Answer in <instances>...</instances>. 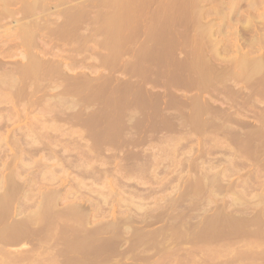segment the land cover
I'll return each instance as SVG.
<instances>
[{
	"label": "rangeland",
	"instance_id": "obj_1",
	"mask_svg": "<svg viewBox=\"0 0 264 264\" xmlns=\"http://www.w3.org/2000/svg\"><path fill=\"white\" fill-rule=\"evenodd\" d=\"M51 1H52V3L54 2L53 0H51ZM66 1L70 2L69 0H65V2ZM81 1H82V3H81ZM113 1L114 0H86V1L85 0H72V2L69 3V5H67L68 2H66L65 4L69 7L66 8L67 6L64 4L65 5L64 9H65V11H66V9H68L67 10V11H69L68 13L73 12L75 9L78 11L79 8L77 9V7H80V10H79L80 14L76 13L77 12L76 10H75L76 12L74 11V13L76 14V15L74 14L75 15L74 19H75V17H76V19L72 20L73 23L66 22V24H62L61 23L62 18L64 19L63 14H61V13L51 14L52 22H50V21L45 22L46 24L44 23L45 25H43L44 27L41 30L39 29L38 31H35L36 30L35 29L34 31L36 33L32 32L33 33L32 36H34V37L36 36V39H37V40H35L36 42H34V44H35L34 47H33V45H31V46L29 45V46H25V49H24V47H22L23 45L20 47L21 44L16 43L19 41L20 27L18 26V24L14 23V19L20 18L21 12L15 9L16 12H15V10L14 11L12 10L14 12L13 17L12 16H8V17L5 16L6 18L1 17L2 19L0 20V74H1L0 75V81H1V79L2 80L5 79L4 81H6V80H10L12 78H14V81L16 79L17 80L13 86H8L7 84L5 85L4 83L2 84V81L0 83V85L1 84L5 85V86L1 85L2 88H0V98H1V100H0V116H1L0 117V135L1 136L0 137L6 138L5 139L6 141L9 140V141H7L8 143L5 142L3 145V148L0 149V152H1L0 153V157H1L0 158V162H1L0 163V166H1L0 167L1 168L0 169V177L4 176L5 174L10 175V176L14 175L15 177L14 176L13 177L15 179L16 177L18 178V176H19L17 174H20L19 177L21 178L22 181L19 178L18 179L16 178V179L18 181L20 180L21 183L23 181H25L26 179L30 178L32 180L29 181L28 184L31 182V184H32L31 187L33 186L32 187L33 192L36 190V188H37V190H36L37 192L36 191L34 192L35 196L33 198H31L32 200L30 202H26L28 204L26 206H24L23 208L20 207L17 211L13 210V214H12V212H11V214L8 213L10 216H8V215L7 216L5 215L6 217L0 216V229L4 228L3 230H0V231L2 232L5 230V228L8 227V226L4 227L5 225L9 224L8 222H11L13 224L15 221L14 225H16V221H18V220L21 221L20 219L23 218L25 216V214H28V212L35 210V207L33 205H36V204L33 203V202H35L33 199L36 198L37 200L36 199L35 200L38 201L41 198V197L38 198V194L40 192H47L48 191L49 195H50V191L57 189V190H60V192L63 195V192H66V191H69L70 189H72L70 186L73 187V185H74L73 183L76 180V179L73 180V178H75V177L77 178V175L79 173H81V171H82V170H78V169H82L81 166L79 165V163L81 162V160L82 161L85 160V162H86V158H87L86 163H90V164L93 163L96 166H98L99 169L101 168L102 170L107 169L106 170L107 177L109 180L112 179L111 180L112 183L114 185H116L115 187H113L115 190L119 191V189H120L122 194L125 196L130 195L131 193L136 194L138 196H141V195L146 196L144 202H146L148 204V208L150 206L154 207V208H151V207L149 208V212L147 214V221L149 220V222H145L146 224L145 223L140 224L139 220L142 217L143 218L141 220H143L144 218H146V216H142L141 214H139V211H135L130 207L128 208L127 205L125 204V202H122V201L120 202L119 200H117L118 197L117 198L115 197L117 201H115V200L111 201V199H113V198H111L110 201L108 200L111 204L109 202L108 203L106 202V203H100L99 205L97 204V206H96L92 202L93 199H90V198H92V196L95 193H91V194H93V195H91V197H89L84 192H82V193H84L86 195L80 193V194H82V196L79 194L78 195L79 197H77V196L71 197L70 195H69V197H68V195L59 196L57 198V201L54 203H52V201L48 203V201L46 200L47 203L46 204L44 203L45 205L43 206V208H41L42 211H40L41 217L38 216L36 218V220L31 221V222L26 221L24 226H28V228L26 227L27 228L26 230L29 231V229H30L29 232L27 231V233H25L22 230V234L18 233L17 230L19 231L20 229H18L17 226H15V228L12 227L9 232H8V230H6L5 232H2V233L0 232V235H1V237H0V240H1L0 241V264H2V263L3 264H71L72 262H73L72 264H88V263L89 264H108V263L109 264H264V244L263 243L260 244L261 242L264 241V238H261L264 236V228H262V226H259L260 228L257 229L258 228L256 226L257 224L254 225V223H251L249 226V223L246 221L249 217H252L253 215H256V218L258 217L257 219H259V217H260V219L261 218L264 219L262 214H260L261 212L259 213V211H258L259 207H260V210L264 214V209H261L262 207H264V204H261L260 206H258L255 209L247 210L246 213L242 214V212H240L241 215H239V212H238V215H237V214H235L236 211L231 209V207L225 208L222 206L223 202L228 199V197H226L227 199L224 197L225 200L224 199L222 200L219 198V196L222 197L223 196L222 194H224V192L226 191L225 189L222 188V191H221L222 193H219V195L216 199L217 201H215L214 203H211L210 205H207L206 206L207 209L205 206H203L204 210H207L205 212H204V210H198V209L194 208L192 206V200H190V196L187 197L185 195L186 200H185V198H183L182 200H184V201L183 202H182V200L180 201L181 205L177 202L180 206H178V204L175 203V205H177V207H175L174 205L173 206L171 205L168 208H166V210L168 209V211L170 212L169 213L166 211L169 215L162 214L160 216V218H158V219L156 218V220L153 219L156 216V214H159V212L162 211L161 207L158 208L155 206L154 201L156 200L157 196H158V198H160V197H164V198L165 197L166 198L174 197V198H176V197H178L177 194L183 192L186 187H187L186 188L187 193L190 192L191 194L194 195V200H197V198L199 197L200 191H202V193L200 192L202 196L205 195L206 190L204 188H206V187H203V182H202V179L200 178L201 177L200 174H202V171H204V169H206L208 166L211 168V170L213 172L217 171V169L219 171H221V169H222V171H224V172L227 171L226 173H228V172L232 173V174L228 173L230 180H229V177L227 179L229 180V183H231L233 181L232 183L235 184L234 189H236V191H238L239 189H242V188H246V186H242L243 184H245V185H247V187L251 186V188L248 189V191H250V192H252L251 190H253L254 187H255V189L253 190V192H255L257 190H259V191H257L258 193L264 192V145H263L264 138L259 137L260 135H258V136L255 135V133L257 134L258 130L256 129V131H255L254 128L257 127L256 125H259V124H258V122H255L256 120H254V118L252 117L253 115H251L252 112L254 113L255 111L259 110V107L264 105V102L255 101L256 99H258L257 96L254 97L255 98L254 103L252 101L253 99L252 100L248 99L247 101L246 100L243 101L244 99H246L245 97H243V100H241L242 98H239L240 96L238 98H236L237 95L234 96L232 93H228V96H227L226 92L228 90L225 91V94H226L227 98L230 95L231 99L228 98V100H227L226 96L224 97V95H225L224 92H221V91H224L226 89H223L224 86L222 87L221 84L212 82L213 83L212 85L214 87L212 85H210L209 88L206 89L207 90L206 91V90L202 89L201 87L198 89L197 86H193L194 80H191V79H194L193 76H195V74L201 73L202 70L207 67L208 64H206V66H205L204 63H206V62L209 63L210 61H211L210 62L211 64L213 62L215 65H218L219 63L220 64L224 63V61L221 60L222 61L221 62L220 59L216 58L217 60H215V58H212L214 56L211 55L210 48L208 47V46H211V43H209L210 41L208 42V38H207L206 34L205 33L203 34V32H200L203 29L206 30V28H203V27H206V26L210 27L212 24V20L214 23L211 26L212 32L214 35L213 38L215 37V41H217L219 51L221 53L219 55V57L220 56L222 57V54H223L222 58L235 59L233 61L236 62V58H234L236 56L232 55V53H234L235 55H237V53H238L237 48H236V43L237 44L239 43L240 45L243 46V49H242L243 52H245V50H246V52H248V54L251 53V55H248L249 57H252L253 54H254V56L256 54H258L260 56H262V55L264 56V48H263L264 39L261 38L262 37L261 35H263V37H264V32H263L264 31V18H263L264 17V13H263L264 12V7H263L264 0H261V1L260 0H248V1L247 0H237V1L236 0H229V1L228 0H218V1L217 0H201V1H199V0H196V1L195 0H126L125 4L129 5V6H127V8L125 10L123 9L124 12L126 11L125 12L126 14L124 12L121 14L122 11L121 10L119 11V9L116 8V5H114L116 3L115 2L116 0L114 1L115 3H113ZM121 1H123V0H121ZM193 1H194V3H193ZM78 2H79V4L80 3L82 4L83 8L79 4H77ZM259 2L262 3L263 5L260 4ZM18 3H16V4H18ZM97 4L100 7L97 6ZM111 4H113L114 7ZM194 4L195 5L198 4V5L195 7ZM14 5H11V6L13 7ZM19 5H21V3L18 4V6ZM60 5L61 6H58V7L59 8L61 7V9H62L64 5L63 4H60ZM75 5H79V6H75ZM104 5H106V6H104ZM108 5L109 6L111 5L110 8ZM18 6L15 5L14 8H16ZM51 6H52V4H51ZM70 6H72L73 9ZM101 6H103V7H101ZM12 7H10V8L12 9ZM131 7H133V8H131ZM248 7L250 8V10ZM51 8H53V6ZM69 8H70V10H69ZM71 9H72V11H71ZM40 11L41 10H37V12H40ZM195 11L197 14H200V15H197L195 13ZM135 12H137V13H135ZM191 12H193V13H191ZM198 12H200V13H198ZM71 14H73V13H71ZM181 14H182V16H181ZM186 15H187V17H186ZM183 16H184V20L182 18ZM120 17H121V19L123 18L122 22L126 19V21H124L122 23V26L125 23H126L125 24L126 26L119 28L121 32L119 31L118 27L115 24L120 19ZM192 17H194V18H192ZM259 17H261V18L259 19ZM115 18L116 19L118 18L117 21ZM121 19H120V21H121ZM187 19H189V20H187ZM191 19H193V21L195 20L196 22L194 21V23H191V22H193V21H191ZM198 19H200V21ZM234 20L237 22H234ZM107 21H109V22H107ZM132 21H135L134 22L135 24ZM164 21H166V23ZM183 21H185L186 23ZM189 21H191V22H189ZM201 21H203V22H201ZM228 21H229V23H228ZM242 21H243V23H242ZM244 21H245V24H244ZM261 21H262V23H261ZM49 22L52 23L51 24L52 26L50 25ZM54 22H56V24H54ZM233 22H234V24H233ZM9 23L12 25L9 26ZM150 23H152L154 26ZM159 23H161V25ZM195 23H199V25L201 27L198 24H196V26H194ZM149 24L152 26H150ZM55 25L57 26V28ZM147 25H149V26H147ZM3 26L6 29H4ZM160 26L163 30L161 28H159ZM54 27H55V30H54ZM208 27H207V29L211 30V28H208ZM249 27H251V28H249ZM106 28H108V29H106ZM233 28H235L237 30L238 36H235L236 30ZM198 29H201V30L198 31ZM75 30L78 31V33L75 32ZM17 31H19V32H17ZM233 31L235 34L233 33ZM65 32H66V34H65ZM191 32H193L194 34ZM158 33H159V35L160 34H162V35L159 36ZM215 33H216V35H215ZM255 33H257V34H255ZM260 33H262V34H260ZM1 34H3V35H1ZM62 34H63V36H62ZM78 34L80 37L81 36L82 37L80 38L78 36ZM92 34H94L93 37H92ZM113 34H115V35L113 36ZM43 35H44V38H43ZM55 35H57V36H55ZM257 35L258 36L260 35V37L257 38L258 40L255 38V37H258ZM85 36L87 39H85ZM222 36H224V37H222ZM47 37H49V38H47ZM51 37L53 40L51 39ZM160 37H161V39H160ZM83 38L85 39V41ZM113 38L116 39L115 42H114ZM194 38H196V39L194 40ZM60 39H62V42ZM12 40H13V42H12ZM47 40H49V41H47ZM50 40H52V41H50ZM58 40H60V41H58ZM71 40H73V41H71ZM244 41H245V43H244ZM249 41L251 43H249ZM243 43H244V45H243ZM12 44H14V45H12ZM57 44H59V45L57 46ZM205 44H207V45L205 46ZM251 44H253V46L255 47L254 49L258 50V51H255L253 49V47L250 48L252 46ZM262 44H263V46H262ZM231 45H234V46L231 47ZM240 45H237V47ZM48 46H50V51H49ZM59 46H60V48H59ZM51 47H53L54 49ZM67 47L69 49L70 48L71 49L69 50ZM75 47H76V49H73ZM78 47H79V49H78ZM11 48H12V50H10ZM40 48H41V50H40ZM45 48H47V49H45ZM250 50H251V52H250ZM41 51H43V53ZM202 51H203V53H202ZM6 52H7V56H6V54H4ZM22 53H23V55H22ZM8 54H9V56H8ZM204 54L208 55V56H206L207 58L204 57ZM185 55L187 56V58L185 57ZM33 56H35V61H37V62L41 61V62H40V64L38 63L39 65H37L38 67L35 70H33V69L29 70V67H28V69H26V71H24V74H25L24 75L23 72H21L25 69L24 63L28 64L29 61L30 62L32 60L34 61ZM257 56H255V57H257ZM183 57L185 58L184 60H183ZM72 58H74V60ZM205 58H206V60H205ZM199 61H201L202 63L205 61L203 63L204 65ZM51 62H53V63L55 62L56 65H55V63L53 64ZM16 63H18L17 66H16ZM194 63H197V65L195 64V66H196L195 69L198 68L199 65L200 66L203 65L204 68L201 66V71L199 70L200 67H199V69H196V71H195V69H193ZM20 65H22V67ZM191 65H193V66H191ZM23 66H24V69L22 70ZM56 67H58V68H56ZM186 67H188V68H186ZM211 67L212 66H210L209 68H211ZM11 68L15 69V70L13 71ZM59 69H61L62 72ZM231 69H232L231 71H233V72H235L234 70L238 71V68H235V67H232ZM27 70H29V71L27 72ZM52 70H54V71H52ZM197 70H199V72ZM19 71L22 73V76L20 75ZM34 71H35V73H34ZM203 71L207 72V74L209 72L212 73L211 69L210 70L206 69ZM57 72L59 75L57 74ZM32 73H34V76ZM62 73H64V77L62 76L63 75ZM182 73H184L185 75L184 74L182 75ZM191 73H193L194 75H191ZM202 73H204V72H202ZM76 74H77V76H76ZM250 74H252V73L250 72ZM256 74L258 75L260 73L256 72ZM252 75H254V73ZM60 76L63 78H61ZM65 76H66V78H69L71 76L69 78V80L72 79V77L74 79L69 81L68 79L65 78ZM190 76H191V79H190ZM258 76H257L258 81H259L258 84H262L263 83V80H261L262 77H261V75H258ZM58 77H59V79L57 80ZM255 78L256 77L253 76V80H255ZM19 79L20 80L22 79V80L20 81ZM60 79H62V80H60ZM63 79L64 80L66 79V80L64 81ZM179 79L181 81H179ZM86 80L90 83H88ZM173 80H174V82H172ZM72 81L76 82L77 85L80 84L81 82L82 83L80 84V87H79V85L78 86L75 85L76 83H74ZM85 81H86V83L84 84ZM252 81H251V83H254L257 80L254 82H252ZM68 82L71 85L72 84L74 85V86L70 85V88L72 89V87H73L75 92H74V90L72 91V90H70V88L67 87V86H69ZM45 83H46V85H45ZM65 83H68V84L65 85ZM87 83L90 85H88ZM186 83H187V85H186ZM228 83L230 84L229 81H228ZM19 84H20V86H19ZM53 84L55 87L53 86ZM60 84L63 88L59 86ZM179 84H180V86H178ZM63 85L66 87L64 88ZM217 85L221 86V87L217 88ZM253 85L254 84H251V86H249V87H253ZM24 86H26V87L24 88ZM46 86H47V88H46ZM57 86H59L62 90ZM191 86H193V87H191ZM199 86H201V85H199ZM231 86H232V88L236 89L237 87L239 88L240 86H242V84L239 82H238V84H236V82L234 81ZM210 87H212L214 90ZM249 87L244 86L242 89L244 92L245 91L250 92L251 89ZM255 87H257V89H259V90L262 88V87H260V85L255 86ZM57 88H58V90H57ZM220 88H222V89H220ZM247 88H249V89H247ZM63 89H64V91H63ZM68 89L70 90V92ZM211 89L214 91V94L211 91ZM27 90H28V92H27ZM24 91H26L27 94ZM56 91H58V92H56ZM67 91H68V93H67ZM71 91H72V93H71ZM76 92H77V94H76ZM201 92H203V93H201ZM209 92H210V94H209ZM211 92H212V94H211ZM63 93L66 95H61ZM69 93H70V95H69ZM13 94H15V95L13 96ZM53 94L55 97L53 96ZM93 94H95V95H93ZM107 94H108V96H107ZM6 95H7V98H6ZM32 95H33V97H32ZM80 95L83 97H81ZM23 96L26 99H24ZM87 96H88V98H87ZM194 96H196V97H194ZM200 96H201V98L199 100H201V101L196 99L197 97L199 98ZM210 96H212L213 98ZM52 97H54V98H52ZM66 98L68 99V101ZM89 98H90V100H89ZM40 99H42V100H40ZM2 100H4V101H2ZM14 100L16 101V103ZM49 100L52 103L49 102ZM111 100H112V102H111ZM205 100L208 101L207 103H209V105L216 106L218 108V110L217 109L216 110L215 109L214 110L208 109V111L205 113V115L204 114L202 115L200 113V111L198 110L200 105L195 106L194 103H195V101H197L196 102L197 104L196 103L195 104L198 105L201 102H206ZM224 100L228 103H226ZM233 100H234V102H237V103L232 102ZM29 101H31L32 105L30 104ZM36 101H38V102H36ZM66 101L68 103H66ZM87 101H88V104H87ZM114 101H116V102H114ZM23 102H25V103H23ZM76 102H78V103H76ZM229 103L230 104L234 103L236 106H240V104H242L244 107L248 108V111L246 109V110H244L245 113L242 112L243 114H245L247 116L242 114V116H240V117H241V119L243 117V120H245L247 122L249 121V124H251V126L249 125L248 127H245L246 129L241 127V126H238V125H236V126L234 125L235 127L234 126L233 127L234 128L238 127L240 133L246 132L247 136H249L250 138L247 137L244 140V138L246 136L245 134H244L245 136H242V137H244L243 138L244 142H243L241 137L238 138V140L231 139L230 137L226 138V137H224L226 134L222 133V130L218 127V125H216V126L214 125L215 128H213V129L218 128V129H216V131L220 135L217 134L216 136L219 138V140L221 139V143H220L221 147H220V144L218 143L219 144L218 145L216 142L217 138L214 139L215 138L214 134L216 133V131L214 130L215 133L212 132V130H213L212 127H214L212 125H210L208 127H210L209 129H211V132L213 134L210 132L208 127L205 130H203L202 132L199 130H196V131L191 132L193 134H190V133L188 134V129H190V127L195 126L194 128L198 127L197 129H199V127L202 128V126H204L203 123H201L202 125L201 124L197 125V123H195V122H190L192 120L191 117L201 116V118H205L208 115V113L212 114L213 112H215V114L213 113L214 115L212 114L213 116H215V115L217 116V114L222 115L221 109L228 108ZM238 103H239V105H238ZM52 104H53V106H52ZM234 104L230 105V107L233 109V110L232 109H230V110L233 112H236L235 111L236 108H235ZM35 106H36V109H34ZM194 106L196 107L197 111L194 110L195 109ZM19 107H21V108H19ZM52 107H54V108H52ZM39 108H41V109H39ZM112 108H114V109L112 110ZM67 110L69 111V113ZM78 110H79V112H78ZM191 110H193V111H191ZM219 110H220V112H219ZM55 111H56V113H55ZM116 111L118 114L116 113ZM163 111H165L164 114H163ZM175 112H176V114H175ZM75 113L77 116L75 115ZM2 114H3V116H2ZM31 114H33V115L31 116ZM46 114L48 117H46ZM116 114H117V116H116ZM162 114L168 115L167 116L168 120L174 121V122H176L175 124H178L177 129H175L177 125L174 127V129H175L174 131L172 129V131H171L172 134H171V132H168L167 130H165V128H162V125L164 124L165 119H166L165 117L161 116ZM94 115H96V116H94ZM175 115L177 116V118H174L172 120L170 117H172V116L175 117ZM120 116H121V118H120ZM29 117H30V119H29ZM50 117L54 118V120L51 119ZM180 117H182L181 120L184 122V124L183 123H181V125L179 124L178 118H180ZM96 119H97V121H96ZM109 121H111L112 124ZM162 121H164V122H162ZM45 123H48L49 125H46ZM150 123H152V124H150ZM194 123L196 125H194ZM198 123H199V121H198ZM28 124H30V125L32 124V125L30 126ZM42 124H43V127H42ZM57 124H62V126L60 125V127H59V125H57ZM63 124H64V126H63ZM182 124L185 127L182 126ZM252 124L255 126H253ZM33 125L36 128V130L34 127H32ZM53 127H55V128L53 129ZM62 127L65 129V131ZM131 127H133V128H131ZM31 128H33V130ZM204 128L205 127H203L202 129H204ZM24 129H25V131H24ZM219 129L221 130L220 132H218ZM238 129H236V130L238 131ZM176 130H177V132H179L178 130H181L180 131L181 134L176 133ZM184 130H186L187 132ZM35 131H36V133H34ZM52 131H54V132H52ZM205 131H207V132H205ZM32 132H33V135H31ZM37 132L39 133V135ZM9 133H10V135H8ZM250 133H252V134H250ZM153 134L156 135V137ZM170 134L173 137L177 138L178 140L175 138H174L175 140H173V138ZM182 134H183V136H182ZM210 134H211V136H210ZM7 135L10 136V138ZM168 135H170V137ZM185 135H187V136H185ZM222 135H224V136H222ZM31 136L34 139H32ZM53 136H54V138H53ZM152 136H153V138H149ZM213 136H214V138H213ZM166 137H168V140H166L167 139ZM186 137H188L189 140L186 139ZM221 137H223V138H221ZM171 138H172V141H171ZM212 138H213V140H215V142H213ZM26 139H28V140H26ZM205 139H206V141H205ZM143 140H145V141H143ZM179 140H181V142H178ZM224 140H226V141H224ZM228 140H230V141L232 140V142L234 141L235 144L237 145V147L239 146V148H237L238 152H236L234 150L236 148L235 147L236 145L234 144V146H233L232 142L230 143V141H228ZM251 140H255V142L252 141V143L257 144V142H261L262 144L258 143L260 145L255 144V146H254V144L251 143ZM208 141H209V143H208ZM225 142L227 144L230 143V145H227ZM248 142H250L252 145ZM173 143L175 144V146L173 145ZM238 143H240V145H238ZM242 143H243L244 147L246 146L245 147L246 149L244 147L240 148L242 146ZM164 144H166V145H164ZM212 144H213V147H212ZM225 144L227 146L226 148H224ZM156 145H158V146H156ZM161 145L162 146L164 145V146L162 147ZM209 145H210V148H208ZM222 145H224V147ZM248 145L250 147L251 146L252 147L250 148ZM229 146L234 148L233 149L234 151H232V153H230V154L228 153L229 152V149H228ZM222 147H223V150H222ZM212 148H214V149L212 150ZM2 149H3V151H2ZM37 149H39V151ZM160 149H161V151H160ZM184 149H185V151H184ZM200 149H201V151H200ZM158 150L160 151V153ZM203 151H205V152H203ZM256 151H258L257 153H259V151H260V153L257 154ZM31 152H34V154H32ZM193 152H195V153H193ZM55 153H57V154H55ZM68 153H69V155H67ZM96 153H98V154H96ZM238 155H239V157H238ZM5 156L8 157L7 158L8 160L6 159ZM144 156H146V157H144ZM227 158H228V160L229 159L230 160L228 161ZM242 158L244 160H241ZM251 158L253 159V161L251 160ZM248 159H249V161H248ZM57 160H58V162H56ZM60 160H61V162H60ZM68 160H69V162H67ZM146 161H148V162H146ZM152 161H153V163H152ZM4 162H5V164H4ZM150 162H151V164H149ZM12 163H13V165H12ZM17 163H19V164H17ZM45 163H46V165H45ZM73 163H75L76 165L74 164V166H72ZM178 163H179V166H178ZM228 164H230V165H228ZM17 165L20 166V168H22V169H20ZM23 165L25 167L26 166L27 167L25 168ZM68 165H69V167H67ZM174 165L176 166V168ZM44 167L46 168L45 171L47 173L42 172V170L45 169ZM47 167H48V169H47ZM156 167L158 168V171H159V173H158L159 177L162 176V177L166 178V180H163V181H165L164 184H166L164 186L159 182H156V181L154 182V180H153L154 178L151 176V175H153V171L155 172L154 168L157 169ZM201 167L204 169H202ZM213 167H215L216 170L212 169ZM24 168L26 170L25 172H24ZM41 168H44V169H41ZM11 169H12V171H11ZM63 169H65V171ZM201 169H202V171H201ZM151 170H153V171L151 172ZM197 170H198V172H197ZM40 172L44 173L43 175H45V176L40 174ZM199 172H200V174H199ZM204 172H207V170H205ZM110 173H111V176H110ZM137 173H138V176H137ZM150 173H152V174H150ZM1 174H3V175H1ZM39 174L42 175L43 178L48 177V179L46 180V178H44L45 180H42V178L39 177ZM120 174H122V175H120ZM183 174H185V175L183 176ZM79 175H80L81 179L86 178L87 180H84V181H86V182L89 181L88 182L89 184L93 180V177H91L92 174L89 175V173H85V175L83 174L84 175L83 178H82V174H79ZM79 175H78V177H79ZM174 175H175V177H174ZM178 175L179 176L182 175L184 178L181 176V178L178 179V177H179ZM258 175H260V176H258ZM185 176H188V177H185ZM149 177H150L151 181L149 180ZM121 178H122V180H121ZM176 178H177V180H176ZM186 178L189 180H187ZM133 179L136 181L133 182ZM245 179L247 180V182ZM258 179H260V180L258 181ZM179 180H180V183H179ZM193 180H196V181L193 182ZM237 180L240 183L237 182ZM26 181H28V180H26ZM140 181H143L144 184L141 185L142 182H140ZM46 182H47V184H46ZM69 182H70V184H69ZM152 182L154 183V185H152L153 184ZM243 182H245V183H243ZM167 183H168V185H167ZM176 183L181 185L180 189H178V192H175V194H173V192L170 193L171 191L175 190V189L173 190V185ZM222 183L225 184V182H222ZM258 183H260V184L258 185ZM9 184H8V187L10 186ZM13 184L14 183H12V185ZM123 185H124V189H123ZM0 186H2V185H0ZM28 186H30V185H28ZM170 186H172V187L170 188ZM183 186H185V187H183ZM188 186H190V187H188ZM252 186H253V188H252ZM262 188H263V191H262ZM32 189H30V190H32ZM3 190H4L3 186L0 187V191H1L0 193H2ZM81 190H83V189H81ZM122 190H124V193ZM105 191H106L105 193L108 194L107 192L109 190L105 189ZM240 191H242V190H240ZM168 192L171 194V196L169 195ZM197 192H198V195H197ZM194 193H196V194H194ZM147 194H149V195H147ZM155 195H156V198L155 197L153 198V196H155ZM81 197L84 198V200ZM119 197H122V196H119ZM18 198L20 199V201L18 200V202L23 201V198H21V196L17 195V199ZM149 198L151 201H149ZM14 199H16V198H14ZM14 199H13V201H14ZM28 200H30V199H27L26 201H28ZM87 201H89L91 204ZM219 201H221L222 203H220ZM15 203H17L16 200H15ZM15 203H13V205H16ZM35 203H37V202H35ZM47 204L51 205L52 207L50 208V206L49 205L47 206ZM73 204H74V206H76V204H77V206L79 205V207L83 205L82 207L85 208V210L81 207L84 210L82 215L86 216L87 214H89L87 216V218L83 216L84 217V219H83V217L80 214L81 213L80 211L78 213L80 215L77 216L78 214L76 211H74L75 209L72 211V209L70 208L73 206ZM108 204L111 206H109ZM185 205L188 206V208L190 207L189 209H190V212H193L192 214L189 213V210H187L188 208ZM30 206L33 209H31ZM104 206H106L107 209ZM214 206H216V207L218 206L216 210L214 209V208H216ZM171 207H173V208H171ZM156 208H158L159 210ZM208 208L209 209L211 208L212 210L211 209L209 210ZM223 208H225V210H222ZM52 209H54V210H52ZM92 209H93V211H92ZM94 209L95 210L97 209V210L95 211ZM172 209H174V210H172ZM183 209H185V212ZM101 210H103V211H101ZM152 210H153V212H152ZM217 210H219V213H218L219 218L217 217L218 220L219 219L223 220L224 218L226 219L225 214H229L228 213L229 211H234V212H232L234 214V216H232V218L235 219L236 221L233 219L232 220H233V222L235 221V224L239 227L241 224V227H240L241 229L238 227L239 229L236 230L237 228H235V230H236L235 231L236 234H235V232H233L234 230H231L232 232L230 230H228L229 228H227L225 230L226 225H224L223 229L220 228L218 230V232L221 230L218 233V236H220L219 237L220 240L217 238V236H216L217 241L215 239L216 242L219 241L218 243H216L214 240L212 241L210 239H209L210 240L209 242L208 241L206 242V240H207L206 237L211 236L208 229H207V231L202 229L203 230V232H202L201 229L200 230L195 229V231H194V228L193 229L189 228L187 233H185L186 231H184V233L183 232L180 233V231H182V230H180V231L178 230V231H176V233L173 232V230H176L175 228L178 229L180 223L182 222V219H183L184 223L185 222L187 223V225H189L188 222H191V221H192L191 223H194V221H195V223L198 222L196 220H198V217L200 218V216H202L203 221H206L204 219L209 220V219L213 218V215L216 216L215 211H217ZM221 210H222V212H221ZM255 210L258 212L256 213ZM69 211H71V213ZM86 211H88V213H86ZM249 211H250V213H249ZM14 212L15 213L18 212V214H15ZM64 212L66 214H64ZM151 212H152L153 216L151 215ZM173 212H174V214H172ZM182 212H184V213H182ZM200 212L202 213V215ZM40 214H38V215H40ZM149 214H150V216H149ZM188 214L191 216H189ZM230 214H231V212H230ZM68 215H70V216H68ZM163 215H164V217H163ZM210 216H211V218H210ZM221 216L224 218L221 219L220 218ZM237 216H239V218ZM203 217H206V218H203ZM235 217H237L238 219H236ZM240 217H242V218H240ZM127 218L131 219V224H129L130 226L124 228L121 223H122V220L125 222ZM167 218H168V220H167ZM6 219H8V220H6ZM165 219L168 222L171 221L170 223H167V226L165 224V222H167ZM172 219H174L175 221ZM243 219H245V220H243ZM60 221H62V222H60ZM238 221H239V225H238ZM245 221H246V224H245ZM78 222H81V223H78ZM85 223H87L86 226L90 230L85 229V227L83 226ZM242 223H244V224L242 225ZM247 223H248V226H246ZM29 224L31 225V227ZM114 224H116L115 225L116 227L114 226ZM117 224L119 227L117 226ZM164 224L166 227H168L170 225H172V227L175 225L178 226V227L173 228L172 232H170L171 231L170 229L168 230V233L169 232L174 233V235H173V239L169 240V242H167L165 244L162 243V241H161L162 240L161 235H162L163 231H164L163 233H165L167 231V229L170 227H168L166 230L164 229L163 231H161V230L158 231V229L160 227H163ZM79 225H81V227ZM181 225H182V223H181ZM9 226H10V224H9ZM101 226H103V227H101ZM141 226H143V229H144V232H142V233L139 232V227H141ZM82 227H84L85 231ZM129 227H131V228H129ZM220 227H222V226H220ZM246 227H247V229H249V227H250V229L247 230ZM31 228L34 231H32ZM120 228L121 229L123 228L124 230L123 229L121 230ZM251 228L254 231L251 230ZM261 228H262V230H261ZM118 229H120L122 232H119L120 230H118ZM245 229L247 231H245ZM190 230H193V231H190ZM227 230H228V232H227ZM242 230H244L245 232ZM31 231H32V233H31ZM86 231H87V233H86ZM252 231H253V233H252ZM255 231H257V232H255ZM262 231H263V233H262ZM10 232H11V234H10ZM205 232H207V234ZM214 232H215V230H214ZM250 232L253 235H250L251 234ZM156 233H157V235H156ZM192 233H195V234H193L194 237H193ZM203 233H205V234H203ZM208 233H209V235H208ZM220 233H222V234H220ZM227 233H230V234L234 233L233 234V235H235L234 238L232 237V234H231V236H229ZM7 234H9V235H7ZM49 234L52 236L50 237ZM184 234L187 237L184 236ZM196 234L198 235V237L200 236L198 240H196L198 238ZM202 234H203V236H202ZM224 234H226V235H224ZM255 234L257 237L255 236ZM10 235H11V237H10ZM180 235H181V237H180ZM205 235H207V236L205 237ZM239 235H241V236H239ZM227 236H229L231 238L229 239V238H227ZM258 236L259 237L261 236V237L259 238ZM158 237H160V238H158ZM201 237L202 238L205 237V239L203 238L204 241L202 240ZM222 237H223V240H222ZM71 238H73V239H71ZM90 238L93 240V242H90L91 241ZM187 238H190L191 240L190 239L188 240ZM193 238L195 240H193ZM107 239H108V241H106ZM185 239H186V241H185ZM224 240H226V241H224ZM246 240H248V241H246ZM159 241H161V242H159ZM188 241H191V242H188ZM196 241H197V243H195ZM251 241H254V242H251ZM256 241H257V243H256ZM43 242H45L44 243L45 245L42 244ZM81 242L82 243L84 242L85 244L83 243V245H81L82 244ZM211 242H213V243L211 244ZM222 242H224V243H222ZM225 242H227V244ZM258 242H259V244H258ZM190 243L194 244L193 246L195 248L191 247ZM251 243L257 244L258 246L257 245L254 246L253 244L251 245ZM86 244H87V246H86ZM221 244H222V246H221ZM47 245H49V247H47ZM232 245H234L233 247L235 249H233ZM72 246L75 248H73ZM77 246H78V248H77ZM166 246H168V247H166ZM184 246L187 247V253H185L186 248H183ZM88 247H90V248H88ZM179 247H181V248H179ZM82 248L84 250H82ZM160 248H162V249H160ZM191 248H193L194 250ZM202 248H203V250H201ZM214 248L215 249L217 248L218 250H215ZM196 249H198V250H196ZM15 250H16V252H15ZM76 250H78V251H76ZM163 250H164V252H163ZM172 250H173V253H172ZM191 250H193L194 252ZM220 250H222L223 252H221ZM12 251H14V252H12ZM71 251H72V253H71ZM196 251H198V252H196ZM190 252H193V253H190ZM218 252H220L221 254ZM80 253H82V254H80ZM174 253H176V254H174ZM178 253H180L182 255H180ZM171 254H173V255H171ZM191 254H193V255H191ZM251 254L254 256H252ZM56 255H57V257H56ZM67 255L69 257H67ZM217 255H219V256H217ZM221 255H224V256H221ZM226 255H228V256H226ZM83 256H84V258H82ZM197 256H198V258H197ZM201 256H202V258H201ZM92 257L94 259H92ZM78 258H80V259H78ZM190 259L193 260L194 262L191 261ZM229 259H231V260H229ZM6 260H7V262H6ZM86 262H88V263H86ZM90 262H92V263H90Z\"/></svg>",
	"mask_w": 264,
	"mask_h": 264
},
{
	"label": "bare ground",
	"instance_id": "obj_2",
	"mask_svg": "<svg viewBox=\"0 0 264 264\" xmlns=\"http://www.w3.org/2000/svg\"><path fill=\"white\" fill-rule=\"evenodd\" d=\"M54 2L52 3V1L51 0H0V20L2 19V18H6L5 16H12L13 17V11L16 9V10H18V11H20L21 12V17L20 18H15L14 19V23H16V24H18V26L20 27V32L19 31H17V32H19V41L18 42H16V43H18V44H21L20 45V47L22 46V47H24V49H25V46H31V45H33V47H34V42H36L35 40H37L36 39V36L34 37V36H32V32H35V31H38L39 29L41 30L44 26L43 25H45L46 23L45 22H48V21H50V22H52V20H51V14H54V13H61V14H63V17H64V19L62 18V24H66V22H71V23H73L72 22V20L74 19V16L76 15L75 13H74V11L76 10H74L73 12H71L72 11V9H73V7L72 6H70L72 9H71V13H73V14H71V13H68L69 11H67L68 9H66V11H65V9H64V7H65V3L66 2H68V1H66L65 2V0L63 1V0H53ZM70 2H72V0H69ZM86 1V0H85ZM115 1V0H114ZM113 1V3H115L114 5H116V8H118L119 9V11L121 10L122 12H121V14L124 12V10L127 8V6H129V5H126L125 3H126V0H123V1H121V0H116L115 2ZM125 1V2H124ZM196 1V0H195ZM199 1H201V0H199ZM218 1V0H217ZM229 1V0H228ZM237 1V0H236ZM248 1V0H247ZM261 1V0H260ZM19 2V3H18ZM51 2V3H50ZM70 2H68V4L67 5H69V3ZM198 2V1H197ZM196 2V3H197ZM224 2V1H223ZM233 2V1H232ZM16 3H18V4H20L21 3V5H19L18 6V4H16ZM81 3H82V1H81ZM79 4V2L77 3V4H79L82 8H83V6H82V4ZM90 3V2H89ZM130 3V2H129ZM133 3V2H132ZM136 3V2H135ZM193 3H194V1H193ZM228 3V2H227ZM235 3V2H234ZM247 3V2H246ZM260 3V2H259ZM17 5L18 7H16V8H14V6L15 5ZM51 4H52V6H53V8H51L52 6H51ZM54 4V5H53ZM60 4H65L64 6H63V8L61 9V7L59 8L58 6H61ZM87 4V3H86ZM199 4V3H198ZM198 4H194L195 5V7L198 5ZM223 4V3H222ZM229 4V3H228ZM260 4H262V3H260ZM259 4V5H260ZM264 4V3H263ZM262 4V5H263ZM11 5H14L13 7L11 6ZM66 5V6H67ZM72 5V4H71ZM74 5V4H73ZM79 5H75V6H79ZM101 5V4H100ZM111 5H113V4H111ZM110 5V6H111ZM114 5H113V7H114ZM147 5V4H146ZM246 5V4H245ZM97 6H99L98 4H97ZM104 6H106V5H104ZM109 6V5H108ZM110 6H109V8H110ZM162 6V5H161ZM230 6V5H229ZM247 6V5H246ZM10 7H12V9L10 8ZM58 7V8H57ZM69 6H67L66 8H68ZM100 7V6H99ZM98 7V8H99ZM101 7H103V6H101ZM136 7V6H135ZM261 7V6H260ZM263 7H264V5H263ZM79 8V9H78ZM131 8H133V7H131ZM249 8V7H248ZM77 9H78V11L76 12V13H79L80 14V12H79V10H80V7H77ZM124 9V10H123ZM147 9V8H146ZM257 9V8H256ZM13 10V11H12ZM16 10H15V12H16ZM37 10H41L40 12H37ZM69 10H70V8H69ZM136 10V9H135ZM134 10V11H135ZM237 10V9H236ZM249 10H250V8H249ZM252 10V9H251ZM112 11V10H111ZM259 11V10H258ZM262 11V10H261ZM126 12V11H125ZM124 12V13H125ZM140 12V11H139ZM187 12V11H186ZM202 12V11H201ZM251 12V11H250ZM135 13H137V12H135ZM146 13V12H145ZM191 13H193V12H191ZM195 13H196V11H195ZM198 13H200V12H198ZM223 13V12H222ZM256 13V12H255ZM259 13V12H258ZM261 13V12H260ZM264 13V12H263ZM75 14V15H74ZM78 14V15H79ZM120 14V15H121ZM126 14V13H125ZM139 14V13H138ZM156 14V13H155ZM187 14V13H186ZM197 14V13H196ZM202 14V13H201ZM77 15V16H78ZM142 15V14H141ZM197 15H200V14H197ZM226 15V14H225ZM229 15V14H228ZM227 15V16H228ZM4 16V17H3ZM60 16V15H59ZM119 16V15H118ZM181 16H182V14H181ZM190 16V15H189ZM188 16V17H189ZM244 16V15H243ZM249 16V15H248ZM261 16V15H260ZM2 17V18H1ZM17 17V16H16ZM105 17V16H104ZM138 17V16H137ZM140 17V16H139ZM186 17H187V15H186ZM196 17V16H195ZM201 17V16H200ZM262 17V16H261ZM261 17H259V19L261 18ZM56 18V17H55ZM78 18V17H77ZM127 18V17H126ZM181 18V17H180ZM183 18V20H184V16L182 17ZM192 18H194V17H192ZM199 18V17H198ZM202 18V17H201ZM227 18V17H226ZM264 18V17H263ZM75 19H76V17H75ZM74 19V20H75ZM116 19V18H115ZM118 19V18H117ZM117 19H116V21H117ZM120 19H121V17H120ZM120 19L115 23L116 24V26L118 27V29L120 28V27H123V26H126L125 24L122 26V23L124 22V21H126V19L122 22V19H121V21H120ZM190 19V18H189ZM189 19H187V20H189ZM221 19V18H220ZM230 19V18H229ZM105 20V19H104ZM114 20V19H113ZM134 20V19H133ZM158 20V19H157ZM199 21H200V19H198ZM203 20V19H202ZM228 20V19H227ZM136 21V20H135ZM135 21H132L133 23L135 22ZM155 21V20H154ZM179 21V20H178ZM191 21H193V19H191ZM191 21H189V22H191ZM195 21V20H194ZM194 21L193 22H191V23H194ZM198 21V22H199ZM204 21V20H203ZM203 21H201V22H203ZM210 21V20H209ZM208 21V22H209ZM2 22V21H1ZM49 22V23H50ZM65 22V23H64ZM107 22H109V21H107ZM128 22V21H127ZM149 22V21H148ZM165 23H166V21H164ZM183 22H185V21H183ZM196 22V21H195ZM234 22H237V21H235L234 20ZM234 22H233V24H234ZM239 22V21H238ZM11 23V22H10ZM9 23V26L10 25H12V24H10ZM45 23V24H44ZM60 23V22H59ZM60 23V24H61ZM105 23V22H104ZM163 23V22H162ZM164 23V24H165ZM186 23V22H185ZM200 23V22H199ZM199 23H195V25L194 26H196V24H198L199 25ZM228 23H229V21H228ZM242 23H243V21H242ZM255 23V22H254ZM259 23V22H258ZM261 23H262V21H261ZM52 23H50V25H51ZM54 24H56V22H54ZM79 24V23H78ZM128 24V23H127ZM135 24V23H134ZM137 24V23H136ZM150 24H152V23H150ZM149 24V25H150ZM160 25H161V23H159ZM212 24H214L213 23V20H212ZM212 24H211V26H212ZM221 24V23H220ZM231 24V23H230ZM237 24V23H236ZM239 24V23H238ZM244 24H245V21H244ZM243 24V25H244ZM257 24V23H256ZM149 25H147V26H149ZM153 25V24H152ZM152 25H150V26H152ZM163 25V24H162ZM202 25V24H201ZM204 25V24H203ZM208 25V24H207ZM16 26V25H15ZM17 26V27H18ZM52 26V25H51ZM56 26V25H55ZM62 26V25H61ZM114 26V25H113ZM134 26V25H133ZM136 26V25H135ZM154 26V25H153ZM188 26V25H187ZM200 26V25H199ZM198 26V27H199ZM210 26V25H209ZM211 26L210 27H208V26H206V27H203V28H206V30L205 29H203L202 31H200L201 29H198V31H200V32H203V34L205 33L206 34V36H207V38H208V42L209 43H211V46H208L209 48H210V53H211V55L212 56H214V57H212V58H215V60H217V59H220V61L222 60V61H224V63L222 64H220L219 62V64L218 65H215L213 62H212V64L210 63H208V62H206V63H204L205 64V66H206V64H208L207 65V67L205 68V69H203L204 67H203V63L201 62V61H199V62H201L203 65H201L203 68V70H212V73L211 72H209L208 74H207V72H205V71H203L202 70V72H204V73H199V74H195V76H193V78L194 79H191V76H190V79L191 80H194V83H193V86H197V88L199 89L200 87L202 88V89H204V90H206L207 88H209V86L210 85H212L213 83L212 82H215V83H219V84H221L222 85V87H223V89H226V90H224V91H221V92H224V94H225V91H227L226 92V94H227V96H228V93H232L234 96H236V98H238L239 96V98H242L241 100H243V97H245L246 99H244L243 101H247L248 99L249 100H252L253 101V103H254V97H256L257 96V98L258 99H256L255 101H261V102H264V56L262 55V56H260V55H258V54H256L255 56H257V57H255L254 56V54H253V56L252 57H249L248 55H251V53H249L248 54V52H246V50H245V52H243V46L242 45H240L239 43L237 44L236 43V48H237V55H235L234 53H232V55L233 56H236V57H234V58H236V62H234L233 60H235V59H230V58H227V59H225V58H222L223 57V54H222V57L220 56L219 57V55L221 54L220 53V51H219V47H218V44H217V41H215V37L213 38V32H212V28H211ZM223 26V25H222ZM238 26V25H237ZM248 26V25H247ZM250 26V25H249ZM254 26V25H253ZM258 26V25H257ZM262 26V25H261ZM16 27V28H17ZM46 27V26H45ZM70 27V26H69ZM138 27V26H137ZM197 27V28H198ZM201 27V26H200ZM207 27L208 28H211V30L210 29H207ZM214 27V26H213ZM234 27V26H233ZM243 27V26H242ZM3 28H4V26H3ZM2 28V29H3ZM10 28V27H9ZM12 28V27H11ZM56 28H57V26H56ZM73 28V27H72ZM80 28V27H79ZM126 28V27H125ZM132 28V27H131ZM142 28V27H141ZM158 28V27H157ZM159 28H161V26L159 27ZM230 28V27H229ZM248 28V27H247ZM249 28H251V27H249ZM255 28V27H254ZM4 29H6V28H4ZM36 29V30H35ZM60 29V28H59ZM74 29V28H73ZM106 29H108V28H106ZM143 29V28H142ZM162 29V28H161ZM233 29H235V28H233ZM35 30V31H34ZM51 30V29H50ZM53 30V29H52ZM54 30H55V27H54ZM89 30V29H88ZM105 30V29H104ZM126 30V29H125ZM163 30V29H162ZM236 30V29H235ZM251 30V29H250ZM259 30V29H258ZM262 30V29H261ZM13 31V30H12ZM47 31V30H46ZM109 31V30H108ZM107 31V32H108ZM119 31H120V29H119ZM132 31V30H131ZM137 31V30H136ZM159 31V30H158ZM161 31V30H160ZM218 31V30H217ZM227 31V30H226ZM229 31V30H228ZM252 31V30H251ZM4 32V31H3ZM9 32V31H8ZM16 32V33H17ZM51 32V31H50ZM75 32H77L78 33V31H76L75 30ZM89 32V31H88ZM93 32V31H92ZM101 32V31H100ZM103 32V31H102ZM105 32V31H104ZM121 32V31H120ZM124 32V31H123ZM164 32V31H163ZM162 32V33H163ZM239 32V31H238ZM261 32V31H260ZM264 32V31H263ZM7 33V32H6ZM15 33V32H14ZM36 33V32H35ZM38 33V32H37ZM131 33V32H130ZM153 33V32H152ZM191 33H193V32H191ZM227 33V32H226ZM233 33H234V31H233ZM247 33V32H246ZM40 34V33H39ZM42 34V33H41ZM65 34H66V32H65ZM72 34V33H71ZM90 34V33H89ZM103 34V33H102ZM105 34V33H104ZM121 34V33H120ZM157 34V33H156ZM190 34V33H189ZM194 34V33H193ZM235 34V33H234ZM239 34V33H238ZM255 34H257V33H255ZM260 34H262V33H260ZM1 35H3V34H1ZM15 35V34H14ZM58 35V34H57ZM57 35H55V36H57ZM88 35V34H87ZM93 35L94 34H92V37H93ZM96 35V34H95ZM111 35V34H110ZM115 34H113V36H114ZM158 35H159V33H158ZM157 35V36H158ZM160 35H162V34H160ZM159 35V36H160ZM200 35V34H199ZM215 35H216V33H215ZM233 35V34H232ZM38 36V35H37ZM42 36V35H41ZM62 36H63V34H62ZM68 36V35H67ZM78 36H79V34H78ZM84 36V35H83ZM117 36V35H116ZM132 36V35H131ZM195 36V35H194ZM205 36V35H204ZM235 36H238L237 35V30H236V35ZM258 36V35H257ZM262 37L261 38H263L264 39V37H263V35H261ZM2 37V36H1ZM46 37V36H45ZM80 37V36H79ZM82 37V36H81ZM80 37V38H81ZM88 37V36H87ZM200 37V36H199ZM221 37V36H220ZM222 37H224V36H222ZM254 37V36H253ZM260 37V35L258 36V37H255L256 39L257 38H259ZM4 38V37H3ZM7 38V37H6ZM43 38H44V35H43ZM47 38H49V37H47ZM96 38V37H95ZM116 38V37H115ZM230 38V37H229ZM237 38V37H236ZM243 38V37H242ZM14 39V38H13ZM51 39H52V37H51ZM67 39V38H66ZM74 39V38H73ZM84 39V38H83ZM85 39H87L86 38V36H85ZM85 39H84V41H85ZM114 39V38H113ZM160 39H161V37H160ZM196 38H194V40H195ZM217 39V38H216ZM224 39V38H223ZM227 39V38H226ZM225 39V40H226ZM231 39V38H230ZM39 40V39H38ZM46 40V39H45ZM53 40V39H52ZM52 40H50V41H52ZM61 40V42H62V39H60ZM60 40H58V41H60ZM75 40V39H74ZM115 40L116 39H114V42H115ZM224 40V41H225ZM255 40V39H254ZM258 40V39H257ZM9 41V40H8ZM47 41H49V40H47ZM71 41H73V40H71ZM70 41V42H71ZM89 41V40H88ZM248 41V40H247ZM256 41V40H255ZM260 41V40H259ZM10 42V41H9ZM12 42H13V40H12ZM40 42V41H39ZM197 42V41H196ZM202 42V41H201ZM222 42V41H221ZM48 43V42H47ZM46 43V44H47ZM64 43V42H63ZM74 43V42H73ZM76 43V42H75ZM122 43V42H121ZM244 43H245V41H244ZM244 43H243V45H244ZM248 43V42H247ZM246 43V44H247ZM249 43H251L250 41H249ZM260 43V42H259ZM40 44V43H39ZM43 44V43H42ZM41 44V45H42ZM77 44V43H76ZM107 44V43H106ZM221 44V43H220ZM12 45H14V44H12ZM59 44H57V46H58ZM108 45V44H107ZM207 44H205V46H206ZM209 45V44H208ZM237 45H240V46H238L237 47ZM249 45V44H248ZM252 46L250 47V48H252L253 47V49L255 48L254 46H253V44H251ZM3 46V45H2ZM1 46V47H2ZM10 46V45H9ZM55 46V45H54ZM65 46V45H64ZM232 46H234V45H231V47ZM242 46V47H241ZM262 46H263V44H262ZM40 47V46H39ZM45 47V46H44ZM69 47V46H68ZM67 47V48H68ZM229 47V46H228ZM230 47V48H231ZM248 47V46H247ZM6 48V47H5ZM13 48V47H12ZM12 48L10 49V50H12ZM15 48V47H14ZM48 48H49V51H50V46H48ZM51 48H53V47H51ZM56 48V47H55ZM59 48H60V46H59ZM207 48V47H206ZM225 48V47H224ZM245 48V47H244ZM263 48H264V46H263ZM4 49V48H3ZM18 49V48H17ZM29 49V48H28ZM31 49V48H30ZM36 49V48H35ZM34 49V50H35ZM38 49V48H37ZM44 49V48H43ZM42 49V50H43ZM45 49H47V48H45ZM54 49V48H53ZM69 49V48H68ZM71 49V48H70ZM69 49V50H70ZM73 49H76V47L75 48H73ZM78 49H79V47H78ZM40 50H41V48H40ZM56 50V49H55ZM61 50V49H60ZM227 50V49H226ZM230 50V49H229ZM252 50V49H251ZM251 50H250V52H251ZM255 50V49H254ZM29 51V50H28ZM198 51V50H197ZM209 51V50H208ZM236 51V50H235ZM249 51V50H248ZM255 51H258V50H255ZM9 52V51H8ZM30 52V51H29ZM39 52V51H38ZM37 52V53H38ZM42 53H43V51H41ZM188 52V51H187ZM196 52V51H195ZM228 52V51H227ZM19 53V52H18ZM36 53V54H37ZM49 53V52H48ZM202 53H203V51H202ZM208 53V52H207ZM230 53V52H229ZM4 54H6V56H7V52L6 53H4ZM25 54V53H24ZM34 54V53H33ZM41 54V53H40ZM60 54V53H59ZM201 54V53H200ZM17 55V54H16ZM22 55H23V53H22ZM38 55V54H37ZM58 55V54H57ZM198 55V54H197ZM5 56V55H4ZM8 56H9V54H8ZM50 56V55H49ZM206 56H208V55H205L204 54V57H206ZM229 56V55H228ZM42 57V56H41ZM47 57V56H46ZM53 57V56H52ZM55 57V56H54ZM185 57L187 58V56L185 55ZM232 57V56H231ZM238 57V58H237ZM32 58V57H31ZM33 58H34V61L32 60L31 62L29 61V63L28 64H25L24 63V65H25V69H24V66H23V68H22V70L23 71H21V72H23V74H24V71H26V69H28V67H29V70H31V69H33V70H35V69H37V65H39L40 64V62H37V61H35V56H33ZM65 58V57H64ZM69 58V57H68ZM67 58V59H68ZM207 58V57H206ZM206 58H205V60H206ZM211 58V57H210ZM211 58V59H212ZM217 58V59H216ZM233 58V57H232ZM73 60H74V58H72ZM80 59V58H79ZM78 59V60H79ZM185 58L183 57V60H184ZM229 59V60H228ZM41 60V59H40ZM43 60V59H42ZM50 60V59H49ZM52 60V59H51ZM71 60V59H70ZM188 60V59H187ZM39 61V60H38ZM57 61V60H56ZM69 61V60H68ZM189 61V60H188ZM213 61V60H212ZM221 61V62H222ZM60 62V61H59ZM63 62V61H62ZM186 62V61H185ZM39 63V64H38ZM43 63V62H42ZM47 63V62H46ZM51 63H53V62H51ZM55 63V62H54ZM53 63V64H54ZM58 63V62H57ZM73 63V62H72ZM200 63V64H201ZM13 64V63H12ZM17 64L18 63H16V66H17ZM179 64V63H178ZM177 64V65H178ZM195 64L197 65V63H194V66L193 65H191V66H193L192 68L193 69H195ZM214 64V65H213ZM51 65V64H50ZM55 65H56V63H55ZM15 66V65H14ZM21 67H22V65H20ZM60 66V65H59ZM58 66V67H59ZM201 66L199 65L198 66V68H196V69H199V67H200V71H201ZM210 66H212L211 68H209ZM58 67H56V68H58ZM175 67V66H174ZM189 67V66H188ZM188 67H186V68H188ZM232 67H235V68H238V71L237 70H234L235 72H233V71H231L232 69ZM4 68V67H3ZM209 68V69H208ZM213 68V69H212ZM12 69V68H11ZM18 69V68H17ZM53 69V68H52ZM63 69V68H62ZM196 69H195V71H196ZM234 69V68H233ZM13 71L15 70V69H12ZM21 70V69H20ZM29 70H27V72L29 71ZM60 71H61V69H59ZM189 70V69H188ZM199 70H197L198 72H199ZM52 71H54V70H52ZM190 71V70H189ZM17 72V71H16ZM20 72V71H19ZM20 72V75L22 76V73ZM31 72V71H30ZM48 72V71H47ZM62 72V71H61ZM64 72V71H63ZM185 72V71H184ZM197 72V73H198ZM250 72L253 74L254 73V75H252V74H250ZM256 72H259L260 74H258V75H261V80H263V83L262 84H258L259 83V81H258V75L256 74ZM15 73V72H14ZM18 73V72H17ZM34 73H35V71H34ZM34 73H32L33 74V76H34ZM186 73V72H185ZM31 74V73H30ZM57 74H58V72H57ZM63 75V77H64V73H62ZM184 73H182V75H183ZM189 74V73H188ZM258 76H256V75ZM1 75V74H0ZM25 75V74H24ZM56 75V74H55ZM59 75V74H58ZM61 75V74H60ZM185 75V74H184ZM191 75H194L193 73H191ZM4 76V75H3ZM28 76V75H27ZM26 76V77H27ZM73 76V75H72ZM76 76H77V74H76ZM253 76H255L256 78H255V80H253ZM40 77V76H39ZM61 77V76H60ZM63 77H61V78H63ZM69 77V76H68ZM71 77V76H70ZM69 77V78H70ZM20 78V77H19ZM36 78V77H35ZM41 78V77H40ZM65 78H66V76H65ZM69 78H66V79H68L69 80ZM80 78V77H79ZM4 79V78H3ZM39 79V78H38ZM59 79V77L57 78V80ZM65 79V80H66ZM72 79H74L73 77H72ZM72 79H70V80H72ZM78 79V78H77ZM181 79V78H180ZM179 79V81H181ZM186 79V78H185ZM5 80V79H4ZM4 80H2L1 79V81H2V84L4 83L5 85L7 84L8 86H13L14 84H15V82H16V80L14 81V78H12V79H10V80H6V81H4ZM20 80V79H19ZM22 80V79H21ZM20 80V81H21ZM31 80V79H30ZM60 80H62V79H60ZM64 80V79H63ZM64 80V81H65ZM69 80V81H70ZM76 80V79H75ZM88 80V79H87ZM86 80V81H87ZM177 80V79H176ZM187 80V79H186ZM253 80V81H252ZM258 82H257V81ZM1 81H0V83H1ZM8 81V82H7ZM86 81L84 82V84L86 83ZM185 81V80H184ZM228 81L230 82V84L228 83ZM235 81L236 82V84H238V82L239 83H241L242 84V86L244 87V86H246V87H249V86H251V84H254L253 85V87H249L251 90H250V92L248 91V92H244L243 91V87L242 86H240L239 88L237 87L236 89H234V88H232V84H233V82ZM251 81L252 82H254V81H256V82H254V83H251ZM24 82V81H23ZM42 82V81H41ZM45 82V81H44ZM60 82V81H59ZM58 82V83H59ZM72 82H74V81H72ZM88 82V81H87ZM172 82H174V80L172 81ZM186 82V81H185ZM62 83V82H61ZM69 83V82H68ZM68 83H65V85L66 84H68ZM74 83H76V82H74ZM82 83V82H81ZM80 83V84H81ZM88 83H90V82H88ZM87 83V84H88ZM179 83V82H178ZM188 83V82H187ZM187 83H186V85H187ZM190 83V82H189ZM232 83V84H231ZM256 83V84H255ZM1 84V85H2ZM30 84V83H29ZM41 84V83H40ZM80 84H78L79 85V87H80ZM185 84V83H184ZM1 85H0V88H2L1 87ZM5 85H2V86H5ZM45 85H46V83H45ZM58 85V84H57ZM70 83H69V86H67L68 88H70ZM73 85V84H72ZM71 85V86H72ZM75 85H77V83L75 84ZM77 85V86H78ZM88 85H90V84H88ZM189 85V84H188ZM199 85H201V86H199ZM260 85V87H262L260 90L259 89H257V87H255V86H259ZM18 86V85H17ZM19 86H20V84H19ZM18 86V87H19ZM50 86V85H49ZM53 86H54V84H53ZM60 87H62L61 86V84L59 85ZM59 86H57V87H59ZM64 86V85H63ZM74 86V85H73ZM178 86H180V84L178 85ZM193 86H191V87H193ZM213 86V85H212ZM26 86H24V88H25ZM28 87V86H27ZM33 87V86H32ZM55 87V86H54ZM59 87V88H60ZM66 86H64V88H65ZM84 87V86H83ZM82 87V88H83ZM214 87V86H213ZM218 87H221V86H218L217 85V88ZM255 87V88H254ZM4 88V87H3ZM46 88H47V86H46ZM53 88V87H52ZM63 88V87H62ZM77 88V87H76ZM185 88V87H184ZM210 88H212V87H210ZM249 88H247V89H249ZM5 89V88H4ZM61 89V88H60ZM78 89V88H77ZM116 89V88H115ZM213 89V88H212ZM211 89V91L213 92V94H214V89L212 90ZM220 89H222V88H220ZM21 90V89H20ZM25 90V89H24ZM32 90V89H31ZM57 90H58V88H57ZM62 90V89H61ZM67 90V89H66ZM69 90V89H68ZM70 90H74V88L72 87V89L70 88ZM70 90H69V92H70ZM203 90V91H204ZM63 91H64V89H63ZM72 91H71V93H72ZM77 91V90H76ZM207 91V90H206ZM10 92V91H9ZM16 92V91H15ZM23 92V91H22ZM26 94H27V92H28V90H27V92L26 91H24ZM40 92V91H39ZM49 92V91H48ZM56 92H58V91H56ZM74 92H75V90H74ZM112 92V91H111ZM114 92V91H113ZM212 92H211V94H212ZM17 93V92H16ZM67 93H68V91H67ZM201 93H203V92H201ZM25 94V95H26ZM76 94H77V92H76ZM85 94V93H84ZM117 94V93H116ZM209 94H210V92H209ZM226 94L224 95V97L226 96ZM15 94H13V96H14ZM22 95V94H21ZM20 95V96H21ZM38 95V94H37ZM52 95V94H51ZM61 95H66V94H61ZM69 95H70V93H69ZM83 95V94H82ZM86 95V94H85ZM93 95H95V94H93ZM121 95V94H120ZM208 95V94H207ZM232 95V96H233ZM35 96V95H34ZM42 96V95H41ZM48 96V95H47ZM53 96H54V94H53ZM76 96V95H75ZM81 96V95H80ZM79 96V97H80ZM98 96V95H97ZM107 96H108V94H107ZM112 96V95H111ZM227 96H226V98H227ZM242 96V97H241ZM22 97V96H21ZM24 97V96H23ZM31 97V96H30ZM32 97H33V95H32ZM36 97V96H35ZM34 97V98H35ZM55 97V96H54ZM54 97H52V98H54ZM64 97V96H63ZM67 97V96H66ZM73 97V96H72ZM81 97H83V96H81ZM90 97V96H89ZM92 97V96H91ZM110 97V96H109ZM193 97V96H192ZM194 97H196V96H194ZM210 97H212V96H210ZM6 98H7V95H6ZM46 98V97H45ZM57 98V97H56ZM87 98H88V96H87ZM105 98V97H104ZM111 98V97H110ZM201 98V96L198 98H196V99H200ZM213 98V97H212ZM228 98H230V95H229V97ZM228 98H227V100H228ZM3 99V98H2ZM17 99V98H16ZM22 99V98H21ZM20 99V100H21ZM24 99H26L25 97H24ZM36 99V98H35ZM43 99V98H42ZM42 99H40V100H42ZM59 99V98H58ZM64 99V98H63ZM67 99V98H66ZM77 99V98H76ZM156 99V98H155ZM195 99V98H194ZM193 99V100H194ZM205 99V98H204ZM219 99V98H218ZM224 99V98H223ZM231 99V98H230ZM0 100H1V98H0ZM55 100V99H54ZM89 100H90V98H89ZM88 100V101H89ZM106 100V99H105ZM115 100V99H114ZM152 100V99H151ZM2 101H4V100H2ZM15 101V100H14ZM26 101V100H25ZM39 101V100H38ZM38 101H36V102H38ZM61 101V100H60ZM59 101V102H60ZM67 101H68V99H67ZM66 101V103H68ZM88 101H87V104H88ZM117 101V100H116ZM116 101H114V102H116ZM146 101V100H145ZM199 101H201V100H199ZM206 102H201V103H199L198 105H196L197 103V101H195V103H194V105L195 106H199V108H198V110L200 111V113L203 115H205V113L208 111V109H210V110H218V108L216 107V106H212V105H209V103H207L208 101L207 100H205ZM225 101V100H224ZM236 101V100H235ZM251 101V102H252ZM30 102V104H31V101H29ZM28 102V103H29ZM35 102V103H36ZM49 102H51L50 100H49ZM55 102V101H54ZM70 102V101H69ZM92 102V101H91ZM90 102V103H91ZM111 102H112V100H111ZM226 102V101H225ZM232 102H234V100L232 101ZM15 103H16V101H15ZM23 103H25V102H23ZM52 103V102H51ZM58 103V102H57ZM64 103V102H63ZM73 103V102H72ZM76 103H78V102H76ZM108 103V102H107ZM118 103V102H117ZM148 103V102H147ZM226 103H228V102H226ZM234 103H237V102H234ZM234 103H232V104H234ZM243 103V102H242ZM256 103V102H255ZM27 104V103H26ZM45 104V103H44ZM43 104V105H44ZM49 104V103H48ZM55 104V103H54ZM119 104V103H118ZM232 104H228L229 105V107L228 108H224V109H221V112H222V115L220 114V115H218L217 114V116L215 115V116H213L214 114H215V112H213L212 114H210V113H208V115L205 117V118H201V116H196V117H191L192 118V120L190 121V122H195V123H197V125L198 124H201V123H203V125L204 126H202V128L203 127H205L204 129H202L201 127H199V129H197V128H194L195 126H193V127H190V129H188V134L190 133V134H193V133H191V132H193V131H196V130H199V131H203V130H205L208 126H210V125H212V126H216V125H218V127L222 130V133L223 134H226L225 136L224 135H222V136H224V137H226V138H228V137H230L231 139H234V140H238V138H242V140H243V138L244 137H242V136H245V138H244V140L247 138V137H249V136H247V133L246 132H242V133H240V131H239V129H238V127L237 128H234L236 125H238V126H241V127H243V128H245V127H248L249 125L251 126V124H249V121L247 122V121H245V120H243V117H242V119H241V117L240 116H242V114L243 113H245V111L244 110H246L247 109V111H248V108H246V107H244L242 104H240V106H236L235 104V108H236V112H233V111H231L230 109H232L231 107H230V105H232ZM244 104V103H243ZM23 105V104H22ZM32 105V104H31ZM37 105V104H36ZM62 105V104H61ZM66 105V104H65ZM72 105V104H71ZM76 105V104H75ZM74 105V106H75ZM78 105V104H77ZM114 105V104H113ZM112 105V106H113ZM238 105H239V103H238ZM248 105V104H247ZM24 106V105H23ZM40 106V105H39ZM52 106H53V104H52ZM57 106V105H56ZM73 106V107H74ZM116 106V105H115ZM118 106V105H117ZM194 106V110L195 111H197L196 110V107ZM246 106V105H245ZM251 106V105H250ZM45 107V106H44ZM60 107V106H59ZM107 107V106H106ZM234 107V106H233ZM19 108H21V107H19ZM24 108V107H23ZM52 108H54V107H52ZM51 108V109H52ZM234 108V109H235ZM25 109V108H24ZM34 109H36V106H35V108ZM39 109H41V108H39ZM48 109V108H47ZM50 109V110H51ZM57 109V108H56ZM114 108H112V110H113ZM154 109V108H153ZM158 109V108H157ZM4 110V109H3ZM18 110V109H17ZM26 110V109H25ZM74 110V109H73ZM163 110V109H162ZM209 110V111H210ZM233 110V109H232ZM37 111V110H36ZM65 111V110H64ZM63 111V112H64ZM68 111V110H67ZM76 111V110H75ZM115 111V110H114ZM159 111V110H158ZM188 111V110H187ZM191 111H193V110H191ZM251 111V110H250ZM19 112V111H18ZM23 112V111H22ZM60 112V111H59ZM78 112H79V110H78ZM149 112V111H148ZM160 112V111H159ZM164 112L165 111H163V114H164ZM180 112V111H179ZM212 112V111H211ZM217 112V111H216ZM219 112H220V110H219ZM243 112V113H242ZM24 113V112H23ZM32 113V112H31ZM38 113V112H37ZM55 113H56V111H55ZM67 113V112H66ZM68 113H69V111H68ZM116 113H117V111H116ZM161 113V112H160ZM172 113V112H171ZM253 113V112H252ZM251 113V115H253L252 117L254 118V120H256L255 122H258V124L259 125H256L257 127H255L254 129H255V131H256V129L258 130V132H257V134L255 133V135H260L259 137H262V138H264V105H262V106H260L259 107V110H257V111H255L253 114ZM22 114V113H21ZM35 114V113H34ZM73 114V113H72ZM96 114V113H95ZM99 114V113H98ZM118 114V113H117ZM117 114H116V116H117ZM161 115L162 117H165L166 119H167V116L168 115ZM166 114V113H165ZM175 114H176V112H175ZM195 114V113H194ZM193 114V115H194ZM33 114H31V116H32ZM49 115V114H48ZM58 115V114H57ZM75 115H76V113H75ZM81 115V114H80ZM159 115V114H158ZM200 115V114H199ZM211 115V116H210ZM243 115H245V114H243ZM2 116H3V114H2ZM43 116V115H42ZM72 116V115H71ZM77 116V115H76ZM94 116H96V115H94ZM107 116V115H106ZM113 116V115H112ZM245 116H247V115H245ZM244 116V117H245ZM1 117V116H0ZM26 117V116H25ZM46 117H48L47 116V114H46ZM59 117V116H58ZM57 117V118H58ZM84 117V116H83ZM132 117V116H131ZM134 117V116H133ZM153 117V116H152ZM179 117V116H178ZM249 117V116H248ZM3 118V117H2ZM43 118V117H42ZM51 118V117H50ZM49 118V119H50ZM62 118V117H61ZM98 118V117H97ZM120 118H121V116H120ZM172 120L174 119V118H177V116L175 115V117L174 116H172V117H170ZM169 118V119H170ZM198 118V119H197ZM251 118V117H250ZM6 119V118H5ZM20 119V118H19ZM29 119H30V117H29ZM46 119V118H45ZM51 119H53L54 120V118H51ZM134 119V118H133ZM164 119V118H163ZM165 119V122L164 121H162V122H164V124L162 125V128H165V130H167L168 132H171L172 131V129H173V131L175 130V129H177V127H178V124H175L176 122H174V121H171V120H166ZM182 119V117H180V118H178V122H179V124L181 125V123H183L184 124V122L181 120ZM185 119V118H184ZM109 120V119H108ZM135 120V119H134ZM177 120V119H176ZM52 121V120H51ZM96 121H97V119H96ZM158 121V120H157ZM167 121V122H166ZM189 121V120H188ZM198 121H199V123H198ZM201 121V122H200ZM253 121V120H252ZM47 122V121H46ZM50 122V121H49ZM48 122V123H49ZM53 122V121H52ZM81 122V121H80ZM108 122V121H107ZM110 123H111V121H109ZM136 122V121H135ZM152 122V121H151ZM48 123H45L46 125H49ZM57 123V122H56ZM60 123V122H59ZM97 123V122H96ZM103 123V122H102ZM143 123V122H142ZM194 123V125H196ZM7 124V123H6ZM54 124V123H53ZM107 124V123H106ZM105 124V125H106ZM112 124V123H111ZM137 124V123H136ZM150 124H152V123H150ZM158 124V123H157ZM160 124V123H159ZM175 124V125H174ZM182 124V126H184ZM187 124V123H186ZM185 124V125H186ZM28 125H30V124H28ZM32 125V124H31ZM30 125V126H31ZM36 125V124H35ZM45 125V126H46ZM57 125H59V127H60V125L62 126V124H57ZM127 125V124H126ZM142 125V124H141ZM177 125V126H176ZM179 125V126H180ZM191 125V124H190ZM189 125V126H190ZM202 125V124H201ZM235 125V126H234ZM253 125V124H252ZM2 126V125H1ZM41 126V125H40ZM63 126H64V124H63ZM107 126V125H106ZM113 126V125H112ZM158 126V125H157ZM176 126V128L174 129V127ZM211 126V127H212ZM215 126L214 127H212V129L213 128H215ZM234 126V127H233ZM253 126H255V125H253ZM252 126V127H253ZM7 127V126H6ZM32 127H34V125L32 126ZM42 127H43V124H42ZM41 127V128H42ZM47 127V126H46ZM114 127V126H113ZM185 127V126H184ZM183 127V128H184ZM240 127V128H241ZM35 128V127H34ZM38 128V127H37ZM40 128V129H41ZM48 128V127H47ZM55 127H53V129H54ZM63 128V127H62ZM112 128V127H111ZM131 128H133V127H131ZM182 128V129H183ZM187 128V127H186ZM210 127H208V129H209ZM22 129V128H21ZM32 130H33V128H31ZM52 129V130H53ZM64 129V128H63ZM62 129V130H63ZM150 129V128H149ZM157 129V128H156ZM216 129H218V128H216ZM216 129H213L212 130V132L213 133H215L214 132V130L216 131ZM218 130V132H220L221 130ZM236 129H238V131L236 130ZM246 129V128H245ZM3 130V129H2ZM35 130H36V128H35ZM61 130V131H62ZM152 130V129H151ZM161 130V129H160ZM210 130V132H211V129H209ZM253 130V129H252ZM23 131V130H22ZM24 131H25V129H24ZM48 131V130H47ZM64 131H65V129H64ZM93 131V130H92ZM150 131V130H149ZM179 132H177V130H176V133H180V131L181 130H178ZM184 131H186V130H184ZM183 131V132H184ZM244 131V130H243ZM250 131V130H249ZM39 132V131H38ZM37 132V133H38ZM52 132H54V131H52ZM111 132V131H110ZM153 132V131H152ZM155 132V131H154ZM166 132V131H165ZM167 132V133H168ZM187 132V131H186ZM205 132H207V131H205ZM211 132V133H212ZM239 132V133H238ZM252 132V131H251ZM15 133V132H14ZM25 133V132H24ZM30 133V132H29ZM34 133H36V131L34 132ZM41 133V132H40ZM46 133V132H45ZM196 133V132H195ZM199 133V132H198ZM209 133V132H208ZM212 133V134H213ZM221 133V134H222ZM12 134V133H11ZM27 134V133H26ZM56 134V133H55ZM63 134V133H62ZM144 134V133H143ZM165 134V133H164ZM171 134H172V132H171ZM170 134V135H171ZM181 134V133H180ZM179 134V135H180ZM218 133H217V131H216V133L214 134V136H215V138H214V136H213V138L214 139H216L217 138V144L219 143H221V139L219 140V138L216 136ZM245 134V135H244ZM250 134H252V133H250ZM8 135H10V133L8 134ZM7 135V136H8ZM24 135V134H23ZM28 135V134H27ZM31 135H33V132H32V134ZM38 135H39V133H38ZM37 135V136H38ZM45 135V134H44ZM50 135V134H49ZM64 135V134H63ZM90 135V134H89ZM140 135V134H139ZM154 135V134H153ZM170 135H168L169 137H170ZM177 135V134H176ZM175 135V136H176ZM218 135H220V134H218ZM1 136V135H0ZM29 136V135H28ZM51 136V135H50ZM149 136V135H148ZM151 136V135H150ZM155 137H156V135H154ZM167 136V135H166ZM172 136V135H171ZM178 136V135H177ZM182 136H183V134H182ZM185 136H187V135H185ZM184 136V137H185ZM210 136H211V134H210ZM251 136V135H250ZM9 138H10V136H8ZM24 137V136H23ZM42 137V136H41ZM90 137V136H89ZM137 137V136H136ZM180 137V136H179ZM178 137V138H179ZM204 137V136H203ZM26 138V137H25ZM28 138V137H27ZM31 138L32 139H34L32 136H31ZM53 138H54V136H53ZM149 138H153V136L152 137H149ZM167 139L166 140H168V137H166ZM172 138H173V140H175V139H177V138H175V137H173L172 136ZM172 138H171V141H172ZM175 138V139H174ZM213 138H212V140H213ZM221 138H223V137H221ZM237 138V139H236ZM250 138V137H249ZM253 138V137H252ZM6 138H1L0 137V149L1 148H3V145H4V143L5 142H7V141H9V140H5ZM137 139V138H136ZM163 139V138H162ZM180 139V138H179ZM186 139H188L189 140V138L188 137H186ZM191 139V138H190ZM254 139V138H253ZM5 140V141H4ZM26 140H28V139H26ZM178 140V139H177ZM176 140V141H177ZM211 140V139H210ZM209 140V141H210ZM244 140H243V142H244ZM248 140V139H247ZM40 141V140H39ZM143 141H145V140H143ZM204 141V140H203ZM205 141H206V139H205ZM209 141H208V143H209ZM220 141V142H219ZM224 141H226V140H224ZM228 141H230V140H228ZM227 141V142H228ZM252 141L253 142H255V140H251V143H252ZM258 141V140H257ZM261 141V140H260ZM32 142V141H31ZM30 142V143H31ZM38 142V141H37ZM142 142V141H141ZM175 142V141H174ZM178 142H181V140H179ZM185 142V141H184ZM213 142H215V140H213ZM232 142V140L230 141V143ZM238 142V141H237ZM241 142V141H240ZM247 142V141H246ZM263 142V141H262ZM8 143V142H7ZM12 143V142H11ZM186 143V142H185ZM201 143V142H200ZM204 143V142H203ZM223 143V142H222ZM226 143V142H225ZM230 143L229 144H227V145H230ZM248 143H250V142H248ZM250 143V144H251ZM258 143H261V142H257V144ZM13 144V143H12ZM26 144V143H25ZM28 144V143H27ZM32 144V143H31ZM218 144V145H219ZM226 144H225V147H224V145H222L224 148H226L227 146H226ZM232 144H233V146H234V144H235V142L233 141L232 142ZM252 144H254V146H255V144L256 143H252ZM251 144V145H252ZM256 144V145H257ZM262 144V143H261ZM14 145V144H13ZM52 145V144H51ZM164 145H166V144H164ZM163 145V146H164ZM173 145L175 146V144L173 143ZM178 145V144H177ZM236 145V144H235ZM238 145H240V143H238ZM258 145H260V144H258ZM263 145H264V143H263ZM28 146V145H27ZM32 146V145H31ZM56 146V145H55ZM156 146H158V145H156ZM162 146V145H161ZM162 146V147H163ZM168 146V145H167ZM216 146V145H215ZM249 146V145H248ZM160 147V146H159ZM212 147H213V144H212ZM220 147H221V144H220ZM223 147H222V150H223ZM236 148L234 149L233 147H231V146H229V154L230 153H232V151H236V152H238V149L237 148H239V146L237 147V145L235 146ZM242 147H244L243 146V143H242V146L240 147V148H242ZM246 147V146H245ZM244 147V148H245ZM250 147V146H249ZM252 147V146H251ZM250 147V148H251ZM261 147V146H260ZM40 148V147H39ZM54 148V147H53ZM92 148V147H91ZM165 148V147H164ZM168 148V147H167ZM206 148V147H205ZM208 148H210V145H209V147ZM218 148V147H217ZM5 149V148H4ZM35 149V148H34ZM157 149V148H156ZM159 149V148H158ZM163 149V148H162ZM214 148H212V150H213ZM220 149V148H219ZM234 149V150H233ZM237 149V150H236ZM246 149V148H245ZM249 149V148H248ZM247 149V150H248ZM38 151H39V149H37ZM52 150V149H51ZM97 150V149H96ZM178 150V149H177ZM204 150V149H203ZM241 150V149H240ZM243 150V149H242ZM251 150V149H250ZM257 150V149H256ZM2 151H3V149H2ZM159 151V150H158ZM160 151H161V149H160ZM160 151H159V153H160ZM167 151V150H166ZM184 151H185V149H184ZM188 151V150H187ZM200 151H201V149H200ZM206 151V150H205ZM205 151H203V152H205ZM228 151V150H227ZM226 151V152H227ZM245 151V150H244ZM253 151V150H252ZM261 151V150H260ZM260 151H259V153H260ZM41 152V151H40ZM95 152V151H94ZM98 152V151H97ZM189 152V151H188ZM242 152V151H241ZM250 152V151H249ZM248 152V153H249ZM258 151H256V153H257ZM262 152V151H261ZM1 153V152H0ZM6 153V152H5ZM4 153V154H5ZM11 153V152H10ZM15 153V152H14ZM32 154H34V152H31ZM85 153V152H84ZM192 153V152H191ZM193 153H195V152H193ZM240 153V152H239ZM259 153H257V154H259ZM55 154H57V153H55ZM96 154H98V153H96ZM184 154V153H183ZM186 154V153H185ZM190 154V153H189ZM247 154V153H246ZM62 155V154H61ZM65 155V154H64ZM67 155H69V153L67 154ZM66 155V156H67ZM149 155V154H148ZM240 155V154H239ZM239 155H238V157H239ZM245 155V154H244ZM243 155V156H244ZM56 156V155H55ZM89 156V155H88ZM147 156V155H146ZM146 156H144V157H146ZM160 156V155H159ZM162 156V155H161ZM6 157V156H5ZM45 157V156H44ZM61 157V156H60ZM151 157V156H150ZM1 158V157H0ZM8 157H6V159H7ZM90 158V157H89ZM158 158V157H157ZM244 158V157H243ZM241 159V160H244V159ZM38 159V158H37ZM47 159V158H46ZM69 159V158H68ZM72 159V158H71ZM84 159V158H83ZM103 159V158H102ZM190 159V158H189ZM224 159V158H223ZM226 159V158H225ZM247 159V158H246ZM8 160V159H7ZM43 160V159H42ZM63 160V159H62ZM67 160V159H66ZM77 160V159H76ZM89 160V159H88ZM94 160V159H93ZM159 160V159H158ZM186 160V159H185ZM227 160H228V158H227ZM230 160V159H229ZM228 160V161H229ZM251 160L253 161V159L251 158ZM11 161V160H10ZM74 161V160H73ZM143 161V160H142ZM248 161H249V159H248ZM247 161V162H248ZM3 162V161H2ZM56 162H58V160L56 161ZM60 162H61V160H60ZM67 162H69V160L67 161ZM86 162H87V158H86ZM85 162V160H81V162L79 163V165L81 166V168L82 169H78V170H82L81 171V173H79V174H82V178H83V176L85 175V173H89V175L90 174H92L91 175V177H93V180H92V182H90V184L88 183V182H86V181H84V180H87L86 178L85 179H81L80 178V175H79V177H78V175H77V178L75 177V178H73V180H75L74 181V185H73V187L72 186H70L72 189H70L69 191H66V192H63V195L65 196V195H68V197H69V195L72 197V196H77V197H79L78 195L80 194V193H82V192H84V193H86L89 197H91V195H93V194H91V193H95L93 196H92V198H90V199H93V203H94V205H96L97 206V204L99 205L100 203H108L109 201H110V199L111 198H113V199H111V201L113 200H115V201H117V200H119L120 202L122 201V202H125V204L127 205V207L129 208H132L133 210H135V211H139V214H141L142 216H146V218H144L143 220H139L140 221V224L141 223H145V222H149V220L147 221V214H148V212H149V208L151 207H149L148 208V204L146 203V202H144V200H145V198H146V196L145 195H141V196H138V195H136V194H133V193H131L130 195H127V196H125V195H123L122 194V192H121V190L119 189V191H117V190H115L113 187H115L116 185H114L113 183H112V179H108V177H107V174H106V170H102L101 168L99 169V167L98 166H96L95 164H93V163H86ZM89 162V161H88ZM146 162H148V161H146ZM145 162V163H146ZM181 162V161H180ZM1 163V162H0ZM42 163V162H41ZM78 163V162H77ZM152 163H153V161H152ZM192 163V162H191ZM226 163V162H225ZM230 163V162H229ZM246 163V162H245ZM4 164H5V162H4ZM17 164H19V163H17ZM72 164V163H71ZM74 164L75 163H73V165L72 166H74ZM148 164V163H147ZM149 164H151V162L149 163ZM162 164V163H161ZM243 164V163H242ZM3 165V164H2ZM7 165V164H6ZM12 165H13V163H12ZM11 165V166H12ZM25 165V164H24ZM23 165V166H24ZM37 165V164H36ZM45 165H46V163H45ZM59 165V164H58ZM57 165V166H58ZM76 165V164H75ZM116 165V164H115ZM181 165V164H180ZM228 165H230V164H228ZM8 166V165H7ZM18 166V165H17ZM100 166V165H99ZM102 166V165H101ZM107 166V165H106ZM155 166V165H154ZM175 166V165H174ZM178 166H179V163H178ZM201 166V165H200ZM205 166V165H204ZM1 167V166H0ZM4 167V166H3ZM19 168H20V166H18ZM25 167V166H24ZM27 167V166H26ZM25 167V168H26ZM46 167V166H45ZM44 167V168H45ZM67 167H69V165L67 166ZM78 167V166H77ZM146 167V166H145ZM158 167V166H157ZM156 167V168H157ZM182 167V166H181ZM188 167V166H187ZM199 167V166H198ZM206 167V166H205ZM212 167V166H211ZM18 168V169H19ZM25 168H24V172L26 171L25 170ZM29 168V167H28ZM38 168V167H37ZM44 168H41V169H44ZM80 168V167H79ZM175 168H176V166H175ZM190 168V167H189ZM202 168V167H201ZM224 168V167H223ZM228 168V167H227ZM1 169V168H0ZM20 169H22V168H20ZM40 169V170H41ZM47 169H48V167H47ZM60 169V168H59ZM58 169V170H59ZM152 169V168H151ZM178 169V168H177ZM202 169H204V168H202ZM202 169H201V171H202ZM212 169H215L216 170V168L215 167H213ZM232 169V168H231ZM46 170V168L44 169V170H42V172H46L45 171ZM64 171H65V169H63ZM69 170V169H68ZM154 170H155V172L153 171V170H151V172L153 171V175H151L154 179V182L156 181V182H159V183H161L163 186L164 185H166V184H164V182L165 181H163V180H166V178L165 177H162V176H160L159 177V175H158V173H159V171H158V168L157 169H155L154 168ZM205 170H207V172H204ZM211 170V168L208 166L206 169H204V171H202V174H200V172H199V174L201 175V179H202V182H203V187H206V188H204L206 191V193H205V195H201V193H202V191H200L199 192V197L197 198V200H194V195L193 194H191L190 192H188L187 193V190H186V188L184 189V191L183 192H181V193H178L177 195H178V197H176V198H174V197H168V198H164V197H160V198H158V196H157V198H156V195L155 196H153V198L155 197L156 198V200L154 201V203H155V206L156 207H158V208H162V211L161 212H159V214H156V216L153 218V219H155L156 220V218L158 219V218H160V216L162 215V214H167V215H169L167 212H169L168 211V209L166 210V208H168L169 206H175V207H177V205H175V203H179L180 205H181V200L183 199V198H185V200H186V196L188 197V196H190V200H192V206L194 207V208H196V209H198V210H204V208H203V206H207V205H210L211 203H214L215 201H217L216 199H217V197H218V195H219V193H222L221 191H222V188L223 189H225L226 191L224 192V194H222L223 196L222 197H220L219 196V198L220 199H224V197L226 198V197H228V199L227 200H225L224 202H223V207H225V208H228V207H231V209H233L234 211H236V213L235 214H237L238 215V212H239V215H241L240 214V212H242V214L243 213H246V211L247 210H250V209H255V208H257L258 206H260L261 204H264V192H261V193H258L257 191H259V190H257V191H255V192H253V190L255 189V187H254V189L253 190H251L252 192H250V191H248V189L249 188H251V186L249 187H247V185H245V184H243L242 186H246V188H242V189H239L238 191H236V189H234V187H235V184H233L232 182L231 183H229V180H230V177H229V174H232V173H230V172H228V173H226L227 171H222V169H221V171H219L218 169H217V171H215V172H213L212 170ZM229 170V169H228ZM256 170V169H255ZM11 171H12V169H11ZM50 171V170H49ZM178 171V170H177ZM233 171V170H232ZM235 171V170H234ZM257 171V170H256ZM3 172V171H2ZM42 172H40V174H44V173H42ZM67 172V171H66ZM65 172V173H66ZM69 172V171H68ZM115 172V171H114ZM119 172V171H118ZM123 172V171H122ZM197 172H198V170H197ZM204 172V173H203ZM4 173V172H3ZM7 173V172H6ZM11 173V172H10ZM16 173V172H15ZM18 173V172H17ZM47 173V172H46ZM73 173V172H72ZM112 173V172H111ZM111 173H110V176H111ZM128 173V172H127ZM145 173V172H144ZM179 173V172H178ZM177 173V174H178ZM235 173V172H234ZM261 173V172H260ZM8 174V173H7ZM27 174V173H26ZM25 174V175H26ZM38 174V173H37ZM39 174V177H41L42 178V180H45L44 178H46V180L48 179V177H42V175H40ZM70 174V173H69ZM84 174V175H83ZM147 174V173H146ZM150 174H152V173H150ZM263 174V173H262ZM261 174V175H262ZM1 175H3V174H1ZM17 175H19L20 176V174H17ZM16 175V176H17ZM29 175V174H28ZM120 175H122V174H120ZM185 174H183V176H184ZM236 175V174H235ZM14 176V175H13ZM13 176H10V175H4V176H1L0 177V185H2L3 186V191H2V193H0V216H4V217H6L7 215L8 216H10L8 213H10L11 214V212H12V214H13V210L14 211H17L20 207L21 208H23L24 206H26L28 203H26V202H30L32 199L31 198H33L34 196H35V191L37 190V188H36V190L33 192V189H32V187H31V182L28 184V182L29 181H31L32 179H30L29 177V179H26V180H28V181H23L22 183H21V178L18 176V178L21 180H17L16 178V180L14 179V177ZM43 176H45V175H43ZM87 176V175H86ZM137 176H138V173H137ZM150 176V177H151ZM179 176V175H178ZM181 176L182 175H180L179 177H178V179H180L181 178ZM182 176V177H183ZM199 176V175H198ZM258 176H260V175H258ZM133 177V176H132ZM150 177H149V180L151 181V179H150ZM174 177H175V175H174ZM173 177V178H174ZM185 177H188V176H185ZM229 177V180L227 179ZM40 178V179H41ZM63 178V177H62ZM80 178V179H79ZM125 178V177H124ZM123 178V179H124ZM135 178V177H134ZM184 178V177H183ZM246 178V177H245ZM259 178V177H258ZM261 178V177H260ZM14 179V180H13ZM79 179V180H78ZM128 179V178H127ZM138 179V178H137ZM175 179V178H174ZM187 179V178H186ZM249 179V178H248ZM14 182H13V181ZM24 180V179H23ZM50 180V179H49ZM121 180H122V178H121ZM152 180V181H153ZM173 180V179H172ZM176 180H177V178H176ZM187 180H189V179H187ZM204 180V181H203ZM228 180V181H227ZM243 180V179H242ZM246 180V179H245ZM260 179H258V181H259ZM16 181V182H15ZM34 181V180H33ZM32 181V182H33ZM134 181H136V180H134L133 179V182ZM146 181V180H145ZM194 181H196V180H193V182ZM236 181V180H235ZM255 181V180H254ZM19 182V183H18ZM35 182V181H34ZM48 182V181H47ZM47 182H46V184H47ZM140 182H142L141 183V185L142 184H144L143 183V181H140ZM163 182V183H162ZM167 182V181H166ZM172 182V181H171ZM222 182H225V184L224 183H222ZM237 182H239L238 180H237ZM246 182H247V180H246ZM10 183V184H9ZM12 183H14L13 185H12ZM110 183V184H109ZM153 183V182H152ZM179 183H180V180H179ZM182 183V182H181ZM240 183V182H239ZM243 183H245V182H243ZM252 183V182H251ZM250 183V184H251ZM8 184L10 185L9 187H8ZM34 184V183H33ZM69 184H70V182H69ZM260 183H258V185H259ZM12 185V186H11ZM28 185H30V186H28ZM113 185V186H112ZM126 185V184H125ZM128 185V184H127ZM138 185V184H137ZM152 185H154V183L152 184ZM158 185V184H157ZM167 185H168V183H167ZM241 185V184H240ZM249 185V184H248ZM262 185V184H261ZM2 186H0V187H2ZM36 186V185H35ZM46 186V185H45ZM110 186V187H109ZM122 186V185H121ZM120 186V187H121ZM180 186L181 185H179V184H174L173 185V190L174 191H171L170 193H172L173 192V194H175V192H178V189H180ZM238 186V185H237ZM241 186V187H242ZM12 187V188H11ZM29 187V188H28ZM172 186H170V188H171ZM183 187H185V186H183ZM188 187H190V186H188ZM202 187V188H203ZM239 187V186H238ZM240 187V188H241ZM260 187V186H259ZM94 188V189H93ZM119 188V187H118ZM140 188V187H139ZM195 188V187H194ZM197 188V187H196ZM252 188H253V186H252ZM261 188V187H260ZM30 189H32V190H30ZM81 189H83V190H81ZM105 189H108L109 191L107 192L108 194H106L105 192ZM123 189H124V185H123ZM191 189V188H190ZM146 190V189H145ZM170 190V189H169ZM189 190V189H188ZM240 190H242V191H240ZM87 191V192H86ZM123 191V193H124V190H122ZM157 191V190H156ZM190 191V190H189ZM194 191V190H193ZM198 191V190H197ZM262 191H263V188H262ZM1 192V191H0ZM37 192V191H36ZM145 192V191H144ZM180 192V191H179ZM196 192V191H195ZM65 193V194H64ZM84 193H82V194H84ZM169 193V192H168ZM169 193V195L171 196V194ZM204 193V192H203ZM37 194V193H36ZM82 194H80L81 196H82ZM86 194H84V195H86ZM106 194V195H105ZM194 194H196V193H194ZM17 195H19V196H21V198H23V201H21V202H18V200L20 201V199L18 198L17 199ZM49 195V192L47 191V192H40L39 194H38V198L39 197H41L38 201H36L35 199H33L35 202H37V203H35V202H33L34 204H36V205H33L34 207H35V210H32V211H30V212H28V214H25V216L23 217V218H21L20 220L21 221H16V225H14V223H15V221H14V223L12 224L11 222H8L9 224H10V226H9V224L8 225H3L4 227H7V228H5V230L4 231H2V232H5L6 230H8V232L10 231V229L12 228V227H14L15 228V226H17L18 227V229H20L19 231L17 230V232L18 233H21L22 234V230L25 232V233H27V231L28 230H26L27 228H28V226H24L25 225V223H26V221H29V222H31V221H34V220H36V218L38 217V216H40L41 217V214H40V211H42L41 210V208H43V206L47 203L46 202V200L48 201V203L49 202H51L52 201V203H54V202H56L57 201V198L59 197V196H63L62 195V193L60 192V190H52V191H50V195ZM83 195V196H84ZM147 195H149V194H147ZM152 195V194H151ZM186 195V196H185ZM197 195H198V192H197ZM221 195V194H220ZM119 196H122V197H119ZM166 196V195H165ZM168 196V195H167ZM185 196V197H184ZM245 196V197H244ZM117 198V200H116V198ZM196 197V196H195ZM247 197V198H246ZM14 198H16V199H14ZM82 198V197H81ZM13 199H14V201H13ZM27 199H30V200H28V201H26ZM83 200H84V198H82ZM196 199V198H195ZM15 200L17 201V203H15ZM77 200V199H76ZM79 200V199H78ZM88 200V199H87ZM109 200V201H108ZM194 200V201H193ZM91 201V200H90ZM118 201V202H119ZM149 201H151L150 200V198H149ZM184 200H182V202H183ZM87 202H89V201H87ZM220 203H222L221 201H219ZM13 203H15L16 205H13ZM26 203V204H25ZM45 203V204H44ZM90 203V202H89ZM110 203V202H109ZM113 203V202H112ZM177 203V204H178ZM31 204V203H30ZM29 204V205H30ZM51 204V203H50ZM91 204V203H90ZM111 204V203H110ZM117 204V203H116ZM178 204V206H180ZM191 204V203H190ZM49 204H47V206H48ZM93 205V204H92ZM93 205V206H94ZM109 205V204H108ZM125 205V206H126ZM183 205V204H182ZM195 205V206H194ZM46 206V207H47ZM50 206V208L52 207L51 205H49ZM83 206V205H82ZM82 206H80L79 207V205L77 206V204H76V206H74V204H73V206L72 207H70L71 209H72V211L74 210V211H76L77 212V214L79 213V211L81 212L80 214H81V216L83 217H86L87 218V216L89 215V214H87L86 216L85 215H82L83 214V211L85 210V208H83ZM103 206V205H102ZM109 206H111V205H109ZM118 206V205H117ZM186 206V205H185ZM191 206V207H192ZM221 206V207H222ZM31 207V206H30ZM84 209H82V208ZM104 207H106V206H104ZM116 207V206H115ZM184 207V206H183ZM187 208H188V206H186ZM198 207V208H197ZM209 207V206H208ZM211 207V206H210ZM214 207H216V206H214ZM213 207V208H214ZM218 207V206H217ZM217 207L216 208H214L215 210L217 209ZM54 208V207H53ZM87 208V207H86ZM112 208V207H111ZM119 208V207H118ZM151 208H154V207H151ZM158 208H156V209H158ZM171 208H173V207H171ZM190 208V207H189ZM187 209V210H189V213L190 214H192L193 212H190V209ZM225 208H223L222 210H225ZM31 209H33L32 207H31ZM30 209V210H31ZM70 209V210H71ZM105 209V208H104ZM106 209H107V207H106ZM120 209V208H119ZM155 209V210H156ZM170 209V208H169ZM206 209H207V207H206ZM209 209V208H208ZM211 209V208H210ZM209 209V210H210ZM230 209V210H231ZM261 209H264V207H262ZM22 210V209H21ZM25 210V209H24ZM52 210H54V209H52ZM64 210V209H63ZM68 210V209H67ZM95 210V209H94ZM97 210V209H96ZM95 210V211H96ZM99 210V209H98ZM122 210V209H121ZM159 210V209H158ZM172 210H174V209H172ZM178 210V209H177ZM184 210V212H185V209H183ZM212 210V209H211ZM222 210H221V212H222ZM228 210V209H227ZM29 211V210H28ZM60 211V210H59ZM92 211H93V209H92ZM101 211H103V210H101ZM151 211V210H150ZM167 211V212H166ZM205 211H207V210H204V212ZM234 211H227L229 214H225V216H226V219L224 218V217H220L221 219L222 218H224L223 220H218V218H219V216H218V213H219V210H217V211H215L214 213H215V215L216 216H214L213 215V218H211V216H210V218L211 219H209V220H207V219H204V220H206V221H203L202 220V216H200V218L198 217V220H196V221H198V222H196L195 223V221H194V223H191V222H188V224L189 225H187V223L185 222H183V219H182V225H181V223H180V225H179V227L178 226H176L175 224V226H173L172 227V225H170V226H168V227H170V228H168V227H166L167 226V223H170L171 221H167L168 220V218H167V222H165V224H166V226H165V224H164V226L163 227H160L159 229H158V231L159 230H161V231H163L164 229L166 230L167 228V231L165 232V233H163L162 232V235H161V241H162V243H167V242H169V240H171V239H173V235H174V233H176V231H180V230H182V231H180V233H184V231H186L185 233H187V231H188V229L190 228V229H193L194 228V231H195V229H198V230H200L201 229V231L203 232V230H205V231H207V229L209 230V232H210V234H211V236H208V237H206L207 235H205V237H206V242L208 241H210V240H214L215 241V239H216V241H217V238L219 239V237L220 236H218V233L221 231H219L218 232V230L221 228V229H223V227H224V225H226V228H225V230L227 229V228H229L228 230H234L233 232H235L236 230H238L240 227H241V224H240V227L239 226H237L236 224H235V219H233L232 218V216H234V214L232 213V212H234ZM252 211V210H251ZM259 213L260 214H262V216L264 217V214L262 213V211L260 210V207H259ZM258 211H256L255 210V212L257 213ZM5 212V213H4ZM24 212V211H23ZM70 213H71V211H69ZM152 212H153V210H152ZM152 212H151V215H152ZM175 212V211H174ZM174 212L172 213V214H174ZM184 212H182V213H184ZM195 212V211H194ZM220 212V213H221ZM230 212H231V214H230ZM15 213V212H14ZM44 213V212H43ZM55 213V212H54ZM59 213V212H58ZM73 213V212H72ZM86 213H88V211H86ZM85 213V214H86ZM92 213V212H91ZM106 213V212H105ZM170 213V212H169ZM199 213V212H198ZM201 213V212H200ZM249 213H250V211H249ZM4 214V215H3ZM15 214H18V212H16ZM38 214H40V215H38ZM61 214V213H60ZM64 214H66L65 212H64ZM63 214V215H64ZM75 214V213H74ZM80 214H78L77 216H79ZM97 214V213H96ZM144 214V215H143ZM178 214V213H177ZM233 214V215H232ZM259 214V215H260ZM6 215V216H5ZM56 215V214H55ZM58 215V214H57ZM171 215V214H170ZM176 215V214H175ZM189 215V214H188ZM201 215H202V213H201ZM229 215V216H228ZM258 215V214H257ZM47 216V215H46ZM61 216V215H60ZM67 216V215H66ZM68 216H70V215H68ZM74 216V215H73ZM80 216V217H81ZM91 216V215H90ZM149 216H150V214H149ZM153 216V215H152ZM151 216V217H152ZM189 216H191V215H189ZM231 216V217H230ZM236 216V215H235ZM243 216V215H242ZM254 216V217H253ZM252 217H249L246 221L249 223V226H250V224L251 223H254V225H256L258 228L257 229H259L260 227L259 226H262V228H264V219L263 218H261L260 219V217H259V219H257L256 218V215H253ZM261 216V215H260ZM49 217V216H48ZM81 217V218H82ZM84 217H83V219H84ZM92 217V216H91ZM163 217H164V215H163ZM171 217V216H170ZM169 217V218H170ZM179 217V216H178ZM177 217V218H178ZM218 217V218H217ZM238 218H239V216H237ZM237 217H235L236 219H238ZM245 217V216H244ZM64 218V217H63ZM203 218H206V217H203ZM240 218H242V217H240ZM79 219V218H78ZM92 219V218H91ZM95 219V218H94ZM121 219V218H120ZM152 219V220H153ZM164 219V218H163ZM171 219V218H170ZM179 219V218H178ZM235 220L234 222H233V220ZM246 219V218H245ZM245 219H243V220H245ZM6 220H8V219H6ZM40 220V219H39ZM43 220V219H42ZM41 220V221H42ZM54 220V219H53ZM59 220V219H58ZM80 220V219H79ZM78 220V221H79ZM118 220V219H117ZM125 220V219H124ZM154 220V221H155ZM172 220H174V219H172ZM180 220V219H179ZM190 220V219H189ZM242 220V221H243ZM85 221V220H84ZM83 221V222H84ZM121 221V220H120ZM119 221V222H120ZM158 221V220H157ZM175 221V220H174ZM246 221H245V224H246ZM257 223H256V222ZM259 221V222H258ZM7 222V221H6ZM13 222V221H12ZM60 222H62V221H60ZM87 222V221H86ZM118 222V223H119ZM156 222V221H155ZM244 222V221H243ZM4 223V222H3ZM64 223V222H63ZM78 223H81V222H78ZM116 223V222H115ZM184 223V224H183ZM191 223V224H190ZM237 223V222H236ZM241 223V222H240ZM248 223H247V225L246 226H248ZM86 224L87 223H85L83 226L85 227V229H89L87 226H86ZM99 224V223H98ZM122 226L124 227V228H126V227H128V226H130L129 224H131V219H126V221L124 222L123 220H122ZM146 224V223H145ZM173 224V223H172ZM244 223H242V225H243ZM13 225V226H12ZM30 225V224H29ZM59 225V224H58ZM101 225V224H100ZM116 224H114V226H115ZM169 225V224H168ZM238 225H239V221H238ZM68 226V225H67ZM66 226V227H67ZM72 226V225H71ZM80 227H81V225H79ZM105 226V225H104ZM109 226V225H108ZM117 226H118V224H117ZM220 226H222V227H220ZM255 226V227H256ZM27 227V228H26ZM30 227H31V225H30ZM73 227V226H72ZM84 227H82L83 229H84ZM94 227V226H93ZM101 227H103V226H101ZM106 227V226H105ZM116 227V226H115ZM119 227V226H118ZM121 227V226H120ZM134 227V226H133ZM159 227V226H158ZM165 227V228H164ZM175 227H178V229L177 228H175ZM239 227V228H238ZM95 228V227H94ZM114 228V227H113ZM129 228H131V227H129ZM173 228H175L176 230H173V232L174 233H170V232H172V229ZM235 228H237L236 230H235ZM262 228H261V230H262ZM4 229V228H3ZM2 228L0 229V230H3ZM71 229V228H70ZM69 229V230H70ZM73 229V228H72ZM85 229H84V231H85ZM99 229V228H98ZM102 229V228H101ZM115 229V228H114ZM121 229V228H120ZM120 229H118V230H120ZM123 229V228H122ZM121 229V230H122ZM171 230L169 233H168V230ZM203 229V230H202ZM241 229V228H240ZM246 229H247V227H246ZM245 229V231H247V230H249L250 229V227H249V229H247L246 230ZM256 229V228H255ZM256 229V230H257ZM31 230H32V228H31ZM42 230V229H41ZM90 230V229H89ZM119 231V232H122V231ZM124 230V229H123ZM214 230H215V232H214ZM228 230H227V232H228ZM251 230H253L252 228H251ZM260 230V231H261ZM29 231H30V229H29ZM28 231V232H29ZM32 231H34V230H32ZM32 231H31V233H32ZM36 231V230H35ZM38 231V230H37ZM45 231V230H44ZM63 231V230H62ZM127 231V230H126ZM190 231H193V230H190ZM217 231V232H216ZM223 231V230H222ZM229 231V232H230ZM242 231H244V230H242ZM244 231V232H245ZM254 231V230H253ZM253 231H252V233H253ZM259 231V230H258ZM1 232V231H0ZM1 232V233H2ZM16 232V233H17ZM23 232V233H24ZM83 232V231H82ZM108 232V231H107ZM110 232V231H109ZM139 232H144V229H143V226H141V227H139ZM199 232V231H198ZM232 232V231H231ZM255 232H257V231H255ZM7 233V232H6ZM49 233V232H48ZM86 233H87V231H86ZM117 233V232H116ZM126 233V232H125ZM151 233V232H150ZM206 234H207V232H205ZM205 233H203V234H205ZM224 233V232H223ZM251 233V232H250ZM249 233V234H250ZM250 234V235H253V234ZM261 233V232H260ZM262 233H263V231H262ZM10 234H11V232H10ZM115 234V233H114ZM193 234H195V233H192V235ZM201 234V233H200ZM199 234V235H200ZM203 234H202V236H203ZM220 234H222V233H220ZM219 234V235H220ZM229 236H231V234L230 233H227ZM234 234V233H233ZM232 234V237L234 238V236L235 235H233ZM235 234H236V232H235ZM239 234V233H238ZM237 234V235H238ZM247 234V233H246ZM4 235V234H3ZM7 235H9V234H7ZM25 235V234H24ZM50 235V234H49ZM60 235V234H59ZM72 235V234H71ZM85 235V234H84ZM89 235V234H88ZM156 235H157V233H156ZM182 235V234H181ZM181 235H180V237H181ZM189 235V234H188ZM197 235V234H196ZM208 235H209V233H208ZM224 235H226V234H224ZM236 235V236H237ZM242 235V234H241ZM241 235H239V236H241ZM245 235V234H244ZM263 235V234H262ZM22 236V235H21ZM31 236V235H30ZM52 235H50V237H51ZM95 236V235H94ZM140 236V235H139ZM178 236V235H177ZM184 236H186L185 234H184ZM216 236H217V238H216ZM229 236H227V238H231V237H229ZM255 236H256V234H255ZM0 237H1V235H0ZM10 237H11V235H10ZM155 237V236H154ZM176 237V236H175ZM179 237V238H180ZM183 237V236H182ZM187 237V236H186ZM193 237H194V235H193ZM197 237H198V235H197ZM200 237V236H199ZM199 237L196 239V240H198L199 239ZM205 237H203L204 239H205ZM254 237V236H253ZM257 237V236H256ZM259 237V236H258ZM261 237V236H260ZM259 237V238H260ZM49 238V237H48ZM67 238V237H66ZM98 238V237H97ZM158 238H160V237H158ZM202 238V237H201ZM203 238H202V240H203ZM244 238V237H243ZM246 238V237H245ZM261 238H264V236L263 237H261ZM3 239V238H2ZM10 239V238H9ZM24 239V238H23ZM43 239V238H42ZM47 239V238H46ZM45 239V240H46ZM65 239V238H64ZM71 239H73V238H71ZM87 239V238H86ZM91 239V238H90ZM103 239V238H102ZM105 239V238H104ZM154 239V238H153ZM188 240L190 239V238H187ZM210 239V240H209ZM225 239V238H224ZM240 239V238H239ZM249 239V238H248ZM52 240V239H51ZM101 240V239H100ZM149 240V239H148ZM159 240V239H158ZM191 240V239H190ZM193 240H195L194 238H193ZM220 240V239H219ZM222 240H223V237H222ZM233 240V239H232ZM241 240V239H240ZM243 240V239H242ZM1 241V240H0ZM7 241V240H6ZM16 241V240H15ZM105 241V240H104ZM106 241H108V239L106 240ZM151 241V240H150ZM161 241H159V242H161ZM185 241H186V239H185ZM200 241V240H199ZM204 241V240H203ZM215 241V242H216ZM224 241H226V240H224ZM236 241V240H235ZM246 241H248V240H246ZM258 241V240H257ZM257 241H256V243H257ZM262 241V240H261ZM90 242H93V240L91 239V241ZM103 242V241H102ZM116 242V241H115ZM188 242H191V241H188ZM219 242V241H218ZM218 242H216V243H218ZM239 242V241H238ZM251 242H254V241H251ZM45 242H43L42 244H44ZM82 243V242H81ZM84 243V242H83ZM83 243L81 244V245H83ZM88 243V242H87ZM195 243H197V241L195 242ZM199 243V242H198ZM201 243V242H200ZM205 243V242H204ZM213 242H211V244H212ZM222 243H224V242H222ZM226 244H227V242H225ZM264 244V241L263 242H261L260 244ZM26 244V243H25ZM51 244V243H50ZM75 244V243H74ZM79 244V243H78ZM85 244V243H84ZM102 244V243H101ZM151 244V243H150ZM182 244V243H181ZM188 244V243H187ZM191 244V243H190ZM220 244V243H219ZM236 244V243H235ZM253 243H251V245H252ZM258 244H259V242H258ZM12 245V244H11ZM45 245V244H44ZM76 245V244H75ZM94 245V244H93ZM185 245V244H184ZM194 244H191L190 246L191 247H194L193 246ZM208 245V244H207ZM210 245V244H209ZM216 245V244H215ZM218 245V244H217ZM225 245V244H224ZM244 245V244H243ZM254 246L255 245H257V244H253ZM2 246V245H1ZM22 246V245H21ZM40 246V245H39ZM54 246V245H53ZM74 246V245H73ZM72 246V247H73ZM80 246V245H79ZM85 246V245H84ZM86 246H87V244H86ZM90 246V245H89ZM154 246V245H153ZM197 246V245H196ZM221 246H222V244H221ZM234 245H232V247H233ZM258 246V245H257ZM47 247H49V245H47ZM59 247V246H58ZM91 247V246H90ZM90 247H88V248H90ZM166 247H168V246H166ZM230 247V246H229ZM261 247V246H260ZM8 248V247H7ZM11 248V247H10ZM13 248V247H12ZM18 248V247H17ZM53 248V247H52ZM73 248H75V247H73ZM77 248H78V246H77ZM179 248H181V247H179ZM183 248H186V252L185 253H187V247H183ZM190 248V247H189ZM188 248V249H189ZM195 248V247H194ZM208 248V247H207ZM212 248V247H211ZM219 248V247H218ZM262 248V247H261ZM81 249V248H80ZM160 249H162V248H160ZM191 249H193V248H191ZM209 249V248H208ZM215 249V248H214ZM233 249H235L234 247H233ZM4 250V249H3ZM27 250V249H26ZM82 250H84L83 248H82ZM100 250V249H99ZM104 250V249H103ZM169 250V249H168ZM194 250V249H193ZM193 250H191V251H193ZM196 250H198V249H196ZM201 250H203V248L201 249ZM200 250V251H201ZM215 250H218L217 248L215 249ZM232 250V249H231ZM11 251V250H10ZM56 251V250H55ZM61 251V250H60ZM67 251V250H66ZM76 251H78V250H76ZM97 251V250H96ZM170 251V250H169ZM221 252H223L222 250H220ZM12 252H14V251H12ZM15 252H16V250H15ZM54 252V251H53ZM75 252V251H74ZM73 252V253H74ZM162 252V251H161ZM163 252H164V250H163ZM194 252V251H193ZM193 252H190V253H193ZM196 252H198V251H196ZM205 252V251H204ZM207 252V251H206ZM10 253V252H9ZM68 253V252H67ZM71 253H72V251H71ZM76 253V252H75ZM86 253V252H85ZM171 253V252H170ZM172 253H173V250H172ZM218 253H220V252H218ZM230 253V252H229ZM234 253V252H233ZM251 253V252H250ZM2 254V253H1ZM52 254V253H51ZM69 254V253H68ZM80 254H82V253H80ZM154 254V253H153ZM160 254V253H159ZM158 254V255H159ZM174 254H176V253H174ZM178 254H180V253H178ZM199 254V253H198ZM202 254V253H201ZM205 254V253H204ZM212 254V253H211ZM221 254V253H220ZM96 255V254H95ZM122 255V254H121ZM156 255V254H155ZM165 255V254H164ZM171 255H173V254H171ZM180 255H182V254H180ZM187 255V254H186ZM190 255V254H189ZM191 255H193V254H191ZM203 255V254H202ZM233 255V254H232ZM252 255V254H251ZM12 256V255H11ZM140 256V255H139ZM160 256V255H159ZM170 256V255H169ZM196 256V255H195ZM212 256V255H211ZM217 256H219V255H217ZM221 256H224V255H221ZM226 256H228V255H226ZM247 256V255H246ZM249 256V255H248ZM252 256H254V255H252ZM256 256V255H255ZM14 257V256H13ZM56 257H57V255H56ZM67 257H69L68 255H67ZM77 257V256H76ZM151 257V256H150ZM153 257V256H152ZM164 257V256H163ZM162 257V258H163ZM171 257V256H170ZM178 257V256H177ZM82 258H84V256L82 257ZM159 258V257H158ZM197 258H198V256H197ZM200 258V257H199ZM201 258H202V256H201ZM215 258V257H214ZM213 258V259H214ZM231 258V257H230ZM234 258V257H233ZM232 258V259H233ZM68 259V258H67ZM78 259H80V258H78ZM87 259V258H86ZM92 259H94L93 257H92ZM136 259V258H135ZM185 259V258H184ZM194 259V258H193ZM220 259V258H219ZM225 259V258H224ZM8 260V259H7ZM7 260H6V262H7ZM14 260V259H13ZM103 260V259H102ZM191 260V259H190ZM196 260V259H195ZM201 260V259H200ZM228 260V259H227ZM229 260H231V259H229ZM5 261V260H4ZM66 261V260H65ZM77 261V260H76ZM85 261V260H84ZM90 261V260H89ZM169 261V260H168ZM191 261H193V260H191ZM197 261V260H196ZM202 261V260H201ZM221 261V260H220ZM233 261V260H232ZM75 262V261H74ZM140 262V261H139ZM180 262V261H179ZM194 262V261H193ZM218 262V261H217ZM227 262V261H226ZM66 263V262H65ZM73 263V262H72ZM71 263V264H72ZM83 263V262H82ZM86 263H88V262H86ZM90 263H92V262H90ZM99 263V262H98ZM101 263V262H100ZM104 263V262H103ZM3 264V263H2ZM89 264V263H88ZM109 264V263H108Z\"/></svg>",
	"mask_w": 264,
	"mask_h": 264
}]
</instances>
